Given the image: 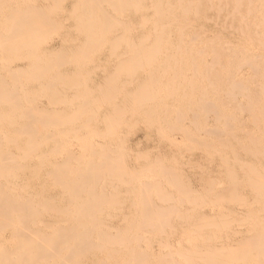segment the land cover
<instances>
[{
  "label": "bare ground",
  "instance_id": "6f19581e",
  "mask_svg": "<svg viewBox=\"0 0 264 264\" xmlns=\"http://www.w3.org/2000/svg\"><path fill=\"white\" fill-rule=\"evenodd\" d=\"M19 1L20 0H0V24H1V26H0V55L3 57V59H4V61H5V63H15V66L13 65V64H11V65H13L14 66V71H11V72H13V73H11V72H7V74H10V79L11 78H13V76H14V81L12 82L13 83V85H11V86H9V84L7 85V83L10 81V80H8V82L6 83V81L4 82V80H3V78H2V75L4 74V73H2V75L0 76L1 78H0V97H2V98H0L1 100H0V102L1 103H3V100H4V103H5V105L6 104H8V105H10L11 107H12V111H11V114L13 113V117L15 116V118H14V120L13 121H15L16 122V120L19 122V126H17V127H14L13 129H12V132H8V131H6V130H4V129H2L1 130V127L2 126H4V125H2L1 123H0V125H2V126H0V264H227L225 261H226V259H224V258H226L227 256H228V254H227V252L230 250H226L229 246H227V248H225L224 249V245L222 246L223 247V249H220V248H222V247H220L219 249H217V247L216 248H214V246L212 247V246H208V244L207 243H205V242H202V243H200L203 239H201V241H199L200 240V238L201 237H205L204 236V234L205 233H212V232H222L221 231V229H224V226H225V228H226V226H228V225H230L231 223H233L232 221H236L237 219H233V217H235V215H232V214H236L237 215V213H233V210H230V204H232V201L234 202L235 200H236V198H238L239 197V200H241L240 202H243L242 200H244L245 201V197L244 196H240L239 194H237V196H236V194L234 193V192H236V190L233 192V190H231L232 189V187L235 185L236 186V184H238V181H241V179H239V175H237L238 176V180H237V178L235 179V181L237 180V182H235V181H233L234 180V177H235V173L234 172H237V171H234V169L236 168H234V166L236 165V157H235V152H231L232 153V155L234 154V157L231 159V155L228 157L229 159H231L232 160V162H234L235 160V162H234V164L235 165H233V163H231L232 164V166H233V171L232 170H230V169H228L229 170V172H228V170H227V172H226V168H225V172L226 173H229V177H227L226 175H225V180L227 179V178H231L230 177V172L232 171V174L234 175V177H233V175H232V181L234 182V183H236V184H233V186L231 185V183H233L232 181H231V179H230V184L227 182V184H229L230 185V187H231V189H229V191L226 193V195L225 196H220V194H218L217 196H219L218 198H219V202L221 201V202H225V201H227V200H229L230 199V201H228V202H230L229 203V208H225L224 206H220V205H223V204H221L220 203V205H215V202H214V205L212 204V205H209L210 207L211 206H213V207H211L210 208V210H209V213H208V215H207V213L204 211V209H205V206L207 205L206 204V202H204V197L202 196V194L201 193H199V194H201L200 195V197H197V196H199V195H196V197H195V195L193 194V193H191V194H189L190 192H191V190L190 191H188V189H189V187L191 186H188L187 185V183H185L186 185V187H183V189L181 188L182 186H184V185H182L181 183V178L179 177V171H177V172H179V173H177L175 170H176V168L174 169V168H170V167H168L169 165H167L166 167V169H164L165 167H163L162 165V161L164 160V157H163V159H161L160 160V158L158 159V161L156 162V163H154L155 165L156 164H158V162H159V160L161 161V163H160V167H162V170H163V176H164V178L163 179H165L166 181L165 182H170L169 183V185H171V183L173 184V188H176V186L178 187V188H181L182 190H180L181 191V193H182V191L184 190V188H185V190H187L188 192V194H185L184 195V197L186 198V196H187V198H189V197H191L190 199H189V201H187V203H193L194 202V204L196 203L197 204V207H188V208H183L182 206H179V205H176L174 202H177L175 199H174V196H172V195H170L166 190H167V188L166 187H164V188H166V192H164V191H161V190H164V188H161L160 190H159V188L160 187H158V188H156L157 186H156V184H154L153 182H155V180H153L155 177H153V181L151 182V181H148L147 183H144L143 181H138L139 182V184L142 182V183H144V184H142V185H140L141 186V189L140 190H138V189H136V190H138V191H136V194H137V196H138V198H137V207L136 208H134V209H132V211L131 210H129V211H131V213H126V212H124V214H127V215H123V212L120 210V208L122 209V207H118L119 208V210H120V212L122 213V217H121V220H122V218L124 219V220H126V221H132L131 223L129 222V224L128 225H125V226H117L116 227V225H115V227L113 226L112 227V225H110L109 223H108V219L106 220V219H104L106 216H109L110 217V213L111 212H109V214H108V212L106 213L105 212V214H107L106 216L105 215H102V209L103 208H105V207H107V208H109L110 206H112L115 202L116 203H118V204H120V203H122V201L121 202H119V201H117L116 199V201L113 203V201L114 200H112V202H111V205L109 206V203H110V199H109V197H112L113 198V196H114V193L113 192H106L104 189L105 188H107L106 186H111V185H113V183L115 182V183H123V184H125L126 182H129L130 184H131V182L130 181H128V180H130L129 178L131 177L128 173H127V169H128V167H126V165L128 164H126V165H123V164H125L124 162H123V159H121V161H120V159L118 158L120 155L123 157V155L122 154H120V151H122V150H117V144H114V146H115V148L113 149V150H115L116 149V151H118L119 152V156H117L118 155V153H116V155H114V157H113V155H112V153L111 152H113V151H107V148L104 150V143H105V140H109V139H113L114 138V135H116V131H115V129H116V125H115V123L117 122V124L120 122L119 121V118L118 117H121L122 119H124L123 118V113H126V112H124V111H121V113H119V114H122V115H119V114H117L116 113V111L118 112V108L120 107L119 105H118V103H116V99H114V96H117V95H115L114 94V96H113V98H112V95H111V98H107V99H110V101L109 100H107L108 101V104L111 102L112 103V105H113V107L115 106V105H117V106H119V107H117V106H115V108H114V111L112 112V110H113V108H112V110H109V111H111V113H114V115L113 116H106V115H109V114H107V113H105V114H102V117L105 115L106 116V123H107V126L105 127V129H103V130H99L98 128H95V127H93L92 126V129H90V130H88V132H83V131H81L80 129L81 128H79V127H77V129H75L76 127H74L73 128V125L74 124H76L77 123V120H79V122L81 121L82 123H80V124H82V126H91V124L93 123V121H94V123L96 122V120H94L95 118H94V114L93 113H91L92 112V109L90 110V106H91V104H93V102H94V100L95 99H97V98H94L93 96H91L92 95V93L94 92V88H93V92H91L90 90H89V85H88V87H86V88H88V93L89 94H83V96H82V93H80L81 91V89L79 90V91H77V87H76V84H75V86L74 87H76V89L74 88V92H75V94L77 95L78 94V92H79V94L81 95L80 97H79V95H77L78 96V100L80 99L81 100V106L80 107H82V109H80V107H79V105H77L76 103L74 104V105H76V107L78 106L79 107V109H80V111H78L77 112V114H76V116H77V120H76V123H74L73 125H71L72 127V130L70 131V132H67V134H71L72 135V133L71 132H73L74 133V135L75 134H82L81 132H83L84 134H82V135H75V137L73 138L75 141H80V146H82V148H84V149H87V150H89V153H88V155L87 156H84V157H82V156H76L77 155V153L76 154H74L72 151H70V152H66V156L65 157H63V160L64 161H59V155H61V153H63V151L61 150V140H63V139H61L60 140V134L61 133H63V131H61V129L62 128H60L61 126L63 127V125H61L60 126V124H59V122H58V119H59V117L62 115V111L65 113V111H67L66 110V108L68 109V107L67 106H65L66 104L64 103V107H66L65 108V111H64V109H58V110H60L59 112L61 113H59L58 112V110L56 111V110H51V109H53L52 107H50L49 108V111L47 110V111H45V109L43 110V108L42 109H40L39 107H38V97H40V96H42V95H44L41 91H43L44 89L46 90L47 88H45L46 86H44L45 84H40V82H39V80H42V78H44V76H45V74L47 73V71H49L51 68H49V70L48 69H44V66L46 65H44L43 66V63H47V62H45L46 61V59H47V61H48V63H50L51 64V61L53 60V58L57 55L58 56V54L57 53H59V51L54 55V57H53V53H52V59H50V57L48 58V56H50L49 55V53L51 54V52H55V50L54 51H52L51 50V52H49L48 53V56H47V58L45 59V61H44V59H43V54H44V52H48V50H50L51 48H47V50H46V48L44 49L43 48V46H41L40 44H41V42H40V37L42 36V34L44 33V35H45V33L47 34V30L46 31H44V32H42V34H41V36H40V34L37 32L38 31V29H37V25L39 24L38 22H40L41 23V25H39V27L40 26H48L47 28H49V27H52V28H54L53 30H55V26L53 25L54 23V21L56 20H52L53 18L52 17H50L49 15H51L52 16V13L54 14V13H56V10L59 8L58 6H57V9L55 8L54 9V7H52L51 5H50V7L49 6H47V5H45V6H41L42 7V10L44 9V7H48V8H50L49 10L51 11V9L53 8L54 10H52V12L50 13V14H47V13H45V10L47 11L48 9H45V10H41V7L38 9L37 7H35V5H33V4H29V5H31V6H27L26 5V7H23V5L24 4H21L22 6H20V4H19ZM24 1V0H23ZM54 1L55 0H53V3H54ZM59 1H61V0H59ZM63 1H65V0H62V2ZM67 1V0H66ZM65 1V2H66ZM75 1V0H74ZM74 1H72V2H74ZM77 2H79L78 0H76ZM74 2V3H72L71 4V6H75L74 4L75 3H77V2ZM82 1H86V0H81V3H82ZM89 2H91L92 1V4L93 3H96L97 4V2L99 3L100 1L98 0V1H96V0H88ZM96 1V2H95ZM104 1V0H103ZM115 1V3H116V0H113V2ZM161 1H164V0H161ZM161 1L160 0H149V1H147V0H118V2H120V4H122V5H119L118 4V2H117V4H118V7L116 8L115 6H114V10H118L117 12H115V15H106L107 14V12L106 11H104V12H106V14H105V16H101V15H96V12L95 13H93L94 11H96V7L95 6H88V7H86V9H82V10H85V11H87V12H83L82 14H79L80 16H77L76 14H74V13H69V14H74L75 15V17L77 16V17H79L78 19H79V22L76 24V22H75V24L76 25H74V23H73V28H71V29H79L80 27H81V25H80V23L82 24V27H83V25H84V27H85V29L83 28V29H81V31L82 32H79L78 30V32H79V36H81V34H83L84 35V37L81 39V37H79L78 35L76 36V37H73L72 38V34L70 33V32H68L69 33V35L71 34V37L69 36V35H66V36H62L61 38H62V41H61V43L63 42L64 44L65 43H67V44H69V43H73V44H78L79 43V45L81 46H83L82 48H80V47H78L77 45H75V46H77V52L74 50L73 52H74V54H76V53H78L79 55H81L82 56V58L84 57L85 58V60H81V56L79 57V56H77L76 58L75 57H73V61H74V63L76 62L77 64L76 65H74L73 63H72V61H71V63L76 67V66H79V68H80V65H78L79 63H80V61L79 60H81V63H82V65L83 64H85L86 63V60H88V59H86V57L88 56V54H90L91 53V56L90 57H88V58H92V52H95L94 50H97V49H100L101 47H103L104 45L106 46V45H108V46H110V49L112 48H115L116 49V46L118 47H121V46H125L127 49H128V51H127V53L126 54H124L123 52H124V50L126 51V49H123V52H120V53H123V55L125 56H127V58L125 57V60L127 59V61H126V63L128 62V60L131 62V60L133 61V63L135 64V65H137V66H135V65H133L132 67H128V65H127V68H126V65L125 66H123L122 68H125L126 70H124V69H121V70H123V72H121V73H124V71H125V73H124V77H125V79H127L129 82H130V84H132V81H134V80H136V78H138L139 76H141V74H142V71H143V73H147L148 74V72H149V78H147V80L148 81H150V83L147 81V83H148V85L149 84H151V81L154 83V84H156L157 85V83H158V81L156 82V80H157V78H159L158 80L159 81H161L160 80V77H162L163 76V74L164 73H167V72H164L162 75L160 74L158 77H156L155 76V74L158 72V70H160L159 68H158V70H157V68H156V71L154 70L155 68H153L152 70H154L156 73L154 74V73H152V70H151V72H150V70L148 69V67L150 68V65L153 63V64H155L154 63V61L155 60H159V62L158 61H156V63L158 62V63H160V64H162L163 63V61H161L162 59H159L160 57L161 58H163V59H165L164 60V63H165V61H169V64H170V60H172V59H174L175 60V62H176V59L175 58H177V57H179V56H181V54L183 53V51H180L179 52V50L180 49H182V48H184V47H187V46H191L192 45V47H194L193 46V44L194 45H199V47L201 46V45H204L203 46V48L207 45V44H209L210 46H213V47H211V48H213V52L211 51V53H213L211 56H213V58L211 57V62L209 61V66L207 67V69H206V71H205V74H206V76H207V80L209 79V83L211 84V85H213L214 87L216 86L217 87V85H219V79L216 77V72L218 71V73L220 74V70H219V66H221V68L222 67H224L223 65H225V66H227V70H228V72H229V74H230V77L229 76H227V77H229V80H228V83H227V81H226V83H225V86L223 87V98H222V101L221 102H225V104H227V103H234L235 102V107H236V109L239 111V113L240 112H248V113H250L251 112V110L252 109H254L255 107H259V106H261L262 107V109H263V112H264V97H262V95L260 96V97H262V99L261 100H259V97L254 93V92H252L253 91V89L251 88V90L250 89H247L246 88V86L244 85V82H242L241 80L239 81V80H235L234 79V76H235V74H236V72L238 71V70H241L240 68L241 67H243V65H245V66H247L246 64H248V66L249 67H251V69L253 70V74L255 75V74H257V75H259L260 77H262V78H264V56H260V55H256L255 56V54L254 53H252V51L254 50V49H252V51H248V50H245V51H248V52H251L252 54H254V56H252V58L250 59V60H247V58H244V59H240V58H237L236 56H238V54L236 55V54H234V55H231V57H227L226 59L225 58H223L222 59V56H224L223 55V53L224 52H222V46H221V44L224 46V44L222 43L223 41L225 42V40H223L222 41V39H223V36H222V31L224 30V29H226V28H230V27H234V26H239V28L240 27H242L243 26V28L244 27H246V28H249V29H251V31H252V28L255 30V28H258V27H263L264 26V0H173L172 1V3L171 4H168V3H170V2H165V3H167V5H169V6H167L165 3L164 4H161ZM15 2H17V3H15ZM46 2L47 3H49V1H47L46 0ZM58 2V1H57ZM56 2V3H57ZM62 2H58V3H60V5H61V3ZM106 3L108 2V1H105ZM109 2H112L111 0L109 1ZM25 3V2H24ZM42 3V2H41ZM80 3V2H79ZM87 3V2H86ZM85 3V4H86ZM100 3H102V2H100ZM104 3V2H103ZM114 3V4H115ZM163 3V2H162ZM49 4H51V3H49ZM55 4V3H54ZM66 4V3H65ZM85 4H81V5H79L80 6V8L84 5L85 6ZM109 4V3H108ZM113 4V5H114ZM37 5V4H36ZM40 5V4H39ZM39 5H37V6H39ZM42 5H44V3L42 4ZM57 5V4H56ZM59 5V6H60ZM64 5V4H63ZM77 5H78V3H77ZM90 5V4H89ZM98 5V4H97ZM99 5H101V4H99ZM113 5H110V7H112ZM83 6V7H84ZM105 6H106V4H105ZM52 7V8H51ZM62 7V6H61ZM65 10H66V8H67V6L65 7H63ZM73 8V7H72ZM75 8V7H74ZM104 8V7H103ZM102 8V9H103ZM131 8H133V10H134V14H135V12H139V13H136L135 15L133 14H128V12L130 11V13H131ZM62 9V8H61ZM61 9H59L60 10V13L59 12H57V13H59V14H61L62 12H61ZM77 9H78V6H77V8L75 9L76 11H77ZM106 9V8H105ZM112 9V8H111ZM74 9H71V11H73ZM79 10H81V9H79ZM82 10L81 11H79L80 13L82 12ZM126 10H129L128 12L126 11ZM58 11V10H57ZM62 11H63V9H62ZM101 11V10H100ZM126 12V14L125 13H123V12ZM67 12V11H66ZM73 12H75V11H73ZM102 12V11H101ZM113 12V11H112ZM64 13V12H63ZM110 13V12H109ZM118 13V14H117ZM64 14H66V13H64ZM64 14H62V16L64 15ZM90 14V15H89ZM102 14V13H101ZM111 14V13H110ZM103 15V14H102ZM117 15V16H116ZM56 16V15H55ZM57 17V16H56ZM64 17H66V16H64ZM67 17H69V16H67ZM73 17V16H72ZM72 17H70V18H68V19H72ZM252 17H255L256 19H250V18H252ZM85 18V19H84ZM213 18H221L220 20H218V21H212L213 20ZM63 19V18H62ZM75 19V18H74ZM77 19V18H76ZM85 21H84V20ZM67 20V19H66ZM65 20V18H64V20L63 21H66ZM217 20V19H216ZM60 21V20H59ZM70 21H72V20H70ZM69 21V22H70ZM84 21V22H83ZM105 24H104V23ZM36 23H38V24H36ZM211 23H213V25H214V27L215 28H217V32H213L212 34H211V36H206V35H203L205 32H206V30L204 31V33H202V31L206 28V27H208V25H210ZM56 24H58V23H56ZM55 24V25H56ZM69 24V23H68ZM59 25H60V27H62L61 26V24H58L57 26H56V30H57V28L59 27ZM63 25H65V24H63ZM80 25V27L79 28H76V27H78ZM67 26V25H66ZM76 26V27H75ZM106 26H108V28L109 29H107L106 28ZM114 26V27H113ZM38 27V28H39ZM60 27H59V29H60ZM67 27H70V26H67ZM111 27L112 28H117L118 27V32H117V30L116 31H111L110 29H111ZM43 28V27H42ZM41 27L39 28V29H42ZM63 28H65V27H62V29ZM46 29V28H45ZM49 29H51V28H49ZM58 29V30H59ZM70 29V30H71ZM120 29V30H119ZM234 29V28H233ZM241 29V28H240ZM248 29V30H249ZM52 30V31H53ZM58 30H57V32H58ZM244 30V29H243ZM40 31V30H39ZM51 31V30H50ZM60 31H61V29H60ZM73 31V30H72ZM76 31V32H77ZM235 31H236V29H235ZM239 31V30H238ZM250 31V30H249ZM251 31H250V33H251ZM259 31V30H258ZM264 31V30H263ZM41 32V31H40ZM49 32V31H48ZM63 32V31H62ZM65 32V31H64ZM75 32V33H76ZM234 32V31H233ZM256 32V31H255ZM38 33V35L40 36H38V38L36 37V34ZM50 33V32H49ZM52 34L54 33V32H51ZM59 33V32H58ZM210 33V32H209ZM263 33V32H262ZM52 34H50V35H52ZM238 34H240V32L238 33ZM256 34H257V32H256ZM43 35V36H44ZM48 35V34H47ZM50 35H48V36H50ZM61 35H63V33H61ZM208 35V34H207ZM244 34L242 33V36H243ZM257 35H259V34H257ZM43 36H42V39H44L43 38ZM240 36H241V34H240ZM251 36V35H250ZM250 36L248 35V37L250 38ZM44 37H46V36H44ZM59 37V36H58ZM243 37H245V35L243 36ZM247 37V36H246ZM247 37V38H248ZM40 38V39H39ZM48 39L50 38V37H47ZM47 38H45L46 40H42L41 39V41L43 42V41H46L47 42ZM56 38V37H55ZM58 39V38H57ZM254 39V38H253ZM50 40V39H49ZM250 40V39H249ZM248 40V41H249ZM252 40V39H251ZM255 40V39H254ZM254 40H252V41H254ZM258 40H260V39H257V41ZM227 42H228V40H226ZM263 41H264V39H263ZM50 42V41H49ZM250 42V41H249ZM255 42V41H254ZM259 42V41H258ZM43 43H45V42H43ZM62 43V44H63ZM206 44V45H205ZM227 44H229V43H227ZM46 45H47V43H46ZM61 45V44H60ZM226 45V44H225ZM263 45V44H262ZM57 46V45H56ZM65 46V45H64ZM228 46V45H227ZM231 46V45H230ZM229 46V47H230ZM233 46V45H232ZM231 46V47H232ZM236 46H237V44H236ZM250 46V45H249ZM257 46V45H256ZM61 47H63V46H61ZM60 47V48H61ZM73 47H74V45H73ZM118 47V48H119ZM192 47H190V48H192ZM229 47H227L226 48V50H228V49H230ZM235 47V46H234ZM242 47V46H241ZM250 47H252V46H250ZM255 47V46H254ZM60 48H59V50H60ZM67 48H68V46H67ZM69 48H70V46H69ZM117 48V49H118ZM189 48V47H188ZM203 48H201V50L199 49V51L197 52V54H198V62H195L196 61V59H192L191 60V62L192 61H194L195 62V64L196 63H198V68H199V70L201 69V68H203V63H204V61H205V59L206 58H208V57H206L205 59L203 58ZM206 49L208 48L209 49V47L207 46V47H205ZM205 48H204V50H205ZM233 48V47H232ZM237 47H235V49H236ZM239 48V47H238ZM55 49V48H54ZM58 49V48H57ZM65 49V51H66V48H64ZM64 49H63V51H64ZM79 49H83L82 51H81V53H80V51H79ZM85 49V50H84ZM105 49H107V48H105ZM110 49L108 50V52H109V54H112L113 55V53L114 52H116V50L115 51H113L112 50V52L110 53ZM207 49V50H208ZM224 49V48H223ZM234 49V48H233ZM260 49V48H259ZM87 50V51H86ZM90 50H91V52H90ZM101 50H103V49H100L99 51L102 53V51ZM183 50V49H182ZM79 51V52H78ZM187 51V50H186ZM185 51V52H186ZM192 52H193V50H191ZM190 51V53H192ZM197 51V50H196ZM225 51V50H224ZM229 51V50H228ZM233 51V50H232ZM239 51V50H238ZM243 51V50H242ZM244 51V55L246 54V52ZM61 53H62V51H60ZM68 51H66V53H67ZM76 52V53H75ZM88 52H90V53H88ZM182 52V53H181ZM188 52V51H187ZM240 52V51H239ZM255 53H258V52H256V51H254ZM65 53V54H66ZM98 54H100L99 52H97ZM47 54V53H46ZM68 54H69V52H68ZM70 54H71V51H70ZM69 54V56H72V55H70ZM73 54V53H72ZM94 54H96V53H94ZM93 54V55H94ZM115 54V53H114ZM118 54H119V52H118ZM185 54V53H184ZM204 54H206V53H204ZM208 54H209V51H208ZM225 54V53H224ZM241 54H243V52H241ZM261 54V53H260ZM45 55V54H44ZM97 55V54H96ZM96 55H94V56H96ZM112 55H109V56H111V58H112ZM122 55V56H123ZM207 55V54H206ZM56 56V57H57ZM60 56V55H59ZM58 56V58L57 59H55L54 58V60H53V62L52 63H54L55 61L57 62V63H62V65H64V60H65V64H67V63H69V62H67L68 60H70V59H68L69 58V56H68V58L64 55V58L62 57V56H60L59 57ZM76 56V55H75ZM94 56H93V58H94ZM100 56V55H99ZM104 56V55H103ZM107 56V55H106ZM116 56V58L118 57L119 58V56H121V54L120 55H118L117 56V54L115 55ZM123 56V57H124ZM191 55H188L187 57L189 58ZM192 56H193V53H192ZM192 56H191V58H192ZM225 56H227V55H225ZM246 56V55H245ZM1 57V58H2ZM46 57V56H45ZM98 57V56H97ZM102 57V56H101ZM196 57V56H195ZM205 57V56H204ZM1 58H0V60H1ZM66 58H67V60H66ZM75 58V59H74ZM77 58H79V59H77ZM92 58V59H93ZM104 58V57H103ZM106 58V57H105ZM117 58V59H118ZM194 58V57H193ZM197 58V57H196ZM50 59V60H49ZM99 59H101V58H99ZM109 59H110V57H109ZM120 59V58H119ZM181 59H184V55L181 57ZM95 60V59H94ZM104 59H101V61H103ZM120 60H122V59H120ZM146 60H154V61H152V62H150L149 63V66L147 67V66H145L146 64L148 65V61H146ZM188 59H185V63H186V61H187ZM50 61V62H49ZM62 61V62H61ZM77 61H79V62H77ZM89 61V60H88ZM87 61V62H88ZM99 61V60H98ZM105 61V60H104ZM107 61V60H106ZM162 63H161V62ZM184 61V60H183ZM183 61H180V63L182 62L183 63ZM1 62V64H3V62L2 61H0ZM93 62V61H92ZM108 62V61H107ZM113 62V61H112ZM123 62H124V60H123ZM122 62V63H123ZM145 62V63H144ZM147 62V63H146ZM172 62H173V60H172ZM208 62V61H207ZM16 63H18V64H16ZM48 63H47V65H48ZM57 63H55L56 65H57ZM95 63V62H94ZM103 63V62H102ZM119 61H118V64L117 65H119ZM122 63H120V65L122 66ZM125 63V62H124ZM132 63V62H131ZM130 63V64H131ZM163 63V64H164ZM167 63V62H166ZM165 63V64H166ZM177 63V62H176ZM179 63V64H180ZM185 63L184 64H182L184 67H186L185 66ZM189 63V62H188ZM49 64V65H50ZM128 64H129V62H128ZM130 64H129V66H130ZM145 64V65H144ZM151 65V67L153 66V67H156V64H155V66L154 65ZM206 64V63H205ZM10 65V66H11ZM46 65V66H47ZM61 64L60 65H58V67H60V66H62ZM99 65V64H98ZM113 65H114V63H113ZM124 65V64H123ZM166 65H168V63L166 64ZM165 65V66H166ZM171 65V64H170ZM174 65H176V64H174ZM186 65H187V63H186ZM207 65V64H206ZM205 65V66H206ZM3 66H6L7 67V65H2V69L3 70H5L4 68H6V67H4L3 68ZM9 66V67H10ZM45 66V67H46ZM52 66V65H51ZM53 66L56 68V66L53 64ZM52 66V68L54 69V67ZM67 66V65H66ZM70 66V65H69ZM73 66V67H74ZM83 66H87V65H83ZM82 66V68H84ZM106 66V65H105ZM112 66V65H111ZM116 66V65H115ZM120 66V67H121ZM135 66V67H134ZM163 66V65H162ZM188 66V65H187ZM63 67V66H62ZM93 67H95V66H93ZM101 67V66H100ZM118 67V66H117ZM158 67V66H157ZM167 67V66H166ZM169 65H168V69H169ZM176 67V66H175ZM181 67V64H180V66L178 67V68H180ZM189 67V66H188ZM201 67V68H200ZM216 67H218V69L216 68ZM11 68V67H10ZM37 68H39V70L37 69ZM65 68V67H64ZM63 68V69H64ZM77 68V67H76ZM89 68V67H88ZM91 68V67H90ZM98 68V67H97ZM96 68V69H97ZM167 68H164L165 70L167 69ZM171 68V67H170ZM177 68V67H176ZM190 68V67H189ZM36 69V70H35ZM60 69V68H59ZM65 69H67V67L65 68ZM75 69V68H74ZM74 69H72V70H74ZM81 69V68H80ZM87 69V68H86ZM92 69V68H91ZM94 69V68H93ZM95 69V70H96ZM114 69H116V68H114ZM119 69V68H118ZM117 69V70H118ZM119 69V70H120ZM148 69V70H147ZM151 69V68H150ZM172 69V68H171ZM171 69H169V70H171ZM183 69H188V68H180V69H178V70H176V72H174L175 70H173L172 69V72H174L175 73V75H173V78H170V77H168V75H170L169 73H168V75H165V76H167L166 77V79H168V80H171L173 83H171V86H173V84L175 83L176 84V82H174L172 79H174V80H176V81H181V80H183V79H185L186 80V78H184L185 77V75L184 76H182L183 74H182V72L184 71ZM247 69V68H246ZM1 70V69H0ZM2 70V71H3ZM22 70H23V72H22ZM25 70V71H24ZM27 70H31L30 71V73L32 72V74H30V73H27V72H29V71H27ZM45 70H47L46 72H45ZM72 70H71V73H72ZM76 70V71H75ZM73 72L75 73H81V72H78V71H82V70H77V69H75ZM99 69H97V71H98ZM104 70H106V69H104L103 68V71ZM113 70V69H112ZM111 70V71H112ZM116 70V71H117ZM146 70V72H144ZM195 70V68L193 67V71ZM224 70V69H223ZM244 70V69H243ZM5 71H10V70H8V68H7V70H5ZM18 71H21V73H19ZM64 71V70H63ZM85 71V70H84ZM87 71V70H86ZM85 71V73H88V72H86ZM107 71V70H106ZM106 71H105V73H106ZM114 71V70H113ZM148 71V72H147ZM192 71V72H193ZM16 72H18V74H15ZM53 72H55V74L53 73L52 74V72H51V74H50V72H49V78L50 77H52V79L54 78V77H58L59 78V76L61 77V78H63L65 75L64 74H62L61 72H58V68L57 69H55V71H53ZM93 72H95L96 73V71H93ZM102 72V71H101ZM162 72V71H161ZM185 72V71H184ZM190 72V71H189ZM245 72V71H244ZM66 73H68V72H66ZM65 73V74H66ZM74 73H72V74H74ZM75 73V74H76ZM89 73H91L90 72V70H89ZM103 73V72H102ZM117 73H119L120 74V71L119 72H117ZM116 73V74H117ZM188 73V72H187ZM1 74V73H0ZM11 74H14L12 77H11ZM69 74V73H68ZM72 74L70 75L69 74V76H70V78L72 77ZM76 74V76L75 77H73V79L71 78H69V76H66L67 78H69L70 79V81L69 80H67V82L69 83V84H73V82H71V81H74L75 82V78H77L78 76H81L82 75V73L79 75H77ZM94 74V73H93ZM111 73H108V76L106 75V77H104V78H106V79H113V78H115V77H117V79L119 80V78H121V77H118L119 75H117V76H115V77H109V75H110ZM115 74V72L114 73H112L111 75H114ZM115 74V75H116ZM186 74V73H185ZM193 74V73H192ZM247 74V76H248V73H246ZM250 74V73H249ZM5 75V74H4ZM38 75H40V76H38ZM48 75V74H47ZM51 75V76H50ZM62 75V76H61ZM87 75H89L90 76V74H87ZM91 75H92V73H91ZM105 75V74H104ZM121 75V74H120ZM156 75H158V74H156ZM188 75V74H187ZM241 75H243V74H241ZM8 76V75H7ZM74 76V75H73ZM85 76V75H84ZM88 76V77H89ZM95 76V75H94ZM123 76V75H122ZM190 76V75H189ZM239 76V75H238ZM237 76V77H238ZM244 76V75H243ZM246 76V77H247ZM4 77V79H5V76H3ZM9 77V76H8ZM87 77V78H88ZM96 77H98V76H96ZM108 77V78H107ZM144 77H146V76H144ZM143 77V78H144ZM183 77V78H182ZM194 77V75H192V77L191 78H193ZM201 77H203L202 75H201ZM48 78V79H49ZM56 78H54V79H56ZM57 78V80L59 81V79ZM79 78V77H78ZM82 78V77H81ZM84 78H86V77H84ZM92 78V77H91ZM90 77L88 78V79H91ZM191 78L189 77V79L191 80ZM204 78V77H203ZM52 79H50L51 81H53ZM94 79H95V77H94ZM101 79V78H100ZM162 79H164V77L162 78ZM188 79V80H189ZM194 79V78H193ZM240 79V78H239ZM247 79V78H246ZM13 79H11V81H12ZM45 80V79H44ZM49 80V81H50ZM57 80H54L53 82L54 83H56V81ZM78 80V79H77ZM86 80V79H85ZM102 80V79H101ZM127 80H125L126 82H124V83H122V80H121V82H120V84L122 83V84H125V83H127ZM144 80H145V78H144ZM144 80H141V82H145ZM167 80V81H168ZM196 79H194V80H192V82L194 83V85L195 84H198V83H195L194 81H195ZM201 80H202V78H201ZM200 80V81H201ZM204 80V79H203ZM202 80V81H203ZM243 80V79H242ZM49 82L50 84L51 83H53V82ZM57 81V82H58ZM87 81V80H86ZM86 81H84L83 80V82H85L86 83ZM91 81V80H90ZM97 81H99L98 79H97ZM106 81V80H105ZM112 82H113V80H111ZM110 81V82H111ZM117 80H114V86H112V87H115L116 88V86H117V88H118V85H116L115 83H117L118 84V81L116 82ZM120 81V80H119ZM124 81V80H123ZM166 81V82H167ZM16 82V83H15ZM39 82V83H38ZM81 82V81H80ZM88 82H89V80H88ZM107 82V81H106ZM106 82H104V83H106ZM163 83H162V85L163 84H165V86H167V85H169L170 86V83H169V81L167 82V83H164V81H162ZM183 82H185V81H183ZM183 82H178L181 86H183L184 84H183ZM189 82V81H188ZM191 82V81H190ZM190 82L188 83V84H190ZM191 82V83H192ZM197 82V81H196ZM246 82H247V80H246ZM245 82V83H246ZM38 83V84H37ZM60 83L62 84L63 82H61L60 81ZM76 83V82H75ZM85 83H79V81H78V84H80V87H81V84H84L85 85ZM99 83H100V81H99ZM97 84L98 86H100L101 87V85L100 84ZM136 83V82H135ZM152 83V85L153 86H156V85H154ZM177 83V87H180L179 86V84ZM204 83V82H203ZM209 83H208V85H209ZM258 83H260L259 81H258ZM264 83V82H263ZM263 83H261V85H263ZM34 84V85H33ZM49 84V85H50ZM60 84V85H61ZM77 84V85H78ZM89 84V83H88ZM93 84V83H92ZM102 84V83H101ZM108 84V83H107ZM106 84V86L105 87H103V90L104 89H106L107 91L109 90V91H111V86H110V83H109V86ZM138 84H139V81H138ZM137 84V85H138ZM187 84V85H188ZM201 84V83H200ZM248 83H246V85H247ZM36 85L39 87V89H38V87L36 88ZM46 85H48V81H47V84ZM49 85L47 86L48 87V90H51V93H52V89H50V87H49ZM55 85V84H54ZM54 85H52L51 84V87L53 88V87H55ZM65 85H67V83L65 84ZM112 85V84H111ZM116 85V86H115ZM148 85H146L145 86V84L144 85H140L139 84V86H141L140 88L143 90L142 92H141V89L139 88V90H140V93H136L137 91L136 90H134V91H136V92H133L132 91V89H130L131 91H126L125 90V94H123V96L126 98L127 96H134V98L132 97V100H133V103H132V100H131V103L132 104H134V105H130L131 107H133V106H136L137 108H138V112H139V108H140V104L143 106V102L142 101H148L149 102V100L151 101V103H152V100H155V98L154 97H156V95H158V97L160 98V96H161V94H160V96H159V92H160V90L159 89H157L156 91H159V92H157L158 94H154V92H153V90H154V87L152 88V86H148ZM158 85H159V83H158ZM192 85V84H191ZM199 85V84H198ZM251 85V84H250ZM28 86H32L33 88H31V89H34V88H36L38 91H40L39 93H37V91L34 93H31L33 90H31V92H30V90H28ZM58 86H59V84H58ZM63 86V85H62ZM71 86V85H70ZM92 86H94V85H92ZM110 87V88H106V87ZM124 86V85H123ZM123 86H122V88H123ZM165 86H162V88L163 87H165ZM169 86H167L166 87V90L167 89H169ZM196 86V85H195ZM60 87V86H59ZM64 87V86H63ZM67 87V86H66ZM71 87H73V86H71ZM70 87V88H71ZM85 87V86H84ZM84 87H83V89H84ZM101 87V88H102ZM143 87H146V89L144 90L143 89ZM147 87H149V88H147ZM157 88H159L158 86H156ZM155 87V88H156ZM198 87V86H197ZM211 87V86H210ZM248 87V86H247ZM260 88H261V90H262V88H263V86L261 87V86H259ZM62 88V87H61ZM101 88H99L100 90H101ZM124 88H125V86H124ZM132 88H133V86H132ZM135 88H137L136 86H135ZM188 88V87H187ZM194 88V87H193ZM193 88L191 89V92H193L194 94H195V90L193 91ZM205 88H206V85H205ZM211 88H213V87H211ZM249 88V87H248ZM63 89V88H62ZM65 89V88H64ZM64 89H63V95H65L64 94ZM66 89H69V86L66 88ZM90 89H92L91 87H90ZM96 89V88H95ZM125 89H127V88H125ZM153 89V90H152ZM161 89V88H160ZM172 89H174V86H173V88L171 87V89L170 90H168L169 91V93H168V91H167V95H165L166 94V92H165V94H163L164 95V99L165 100H161L162 98H160L159 99V101H154L153 103H152V105H151V103L150 104H148V102H147V104H148V106L149 105H151V106H149L148 108L149 109H146V110H148L149 111V113L147 112L146 113V110L144 111V110H140L141 112H143L144 114H147V116L145 115V118H144V116L142 117V119H146L147 120V122H148V120L151 122L152 120H154V118L151 120V118L153 117V116H150V113L152 114V112H153V114H155V113H157V110L158 109H160L161 107H162V105L165 103V101H169V99H171L172 98V96L174 95V96H178V95H175L174 94V91L175 90H172ZM218 89V88H217ZM264 89V88H263ZM20 90V91H19ZM22 90H26V94H25V92H23ZM27 90H28V92H29V94H28V92H27ZM59 89H55L54 88V91H53V93L51 94V93H48V92H46V93H48V94H50L51 95V97L52 98H50L49 99V97L50 96H48V94H47V96H48V99L49 100H58L57 98H59V100L57 101V102H59V101H61V102H59L58 104L59 105H61L63 102H65L66 101V99H65V97H67V96H69V95H65V97H64V99L62 98L63 97V95H62V99L63 100H61L60 99V97H58V95L59 94H61V93H59V92H56V93H54L55 91H58ZM70 90H73V89H70ZM100 91L101 93L102 92H104V91ZM106 90H105V92L104 93H106ZM122 90V89H121ZM120 89H117V91H115V90H113V91H115L116 92V94H118V96H119V94L121 93L120 91H121ZM129 90V89H128ZM177 90V89H176ZM181 90V89H180ZM206 90V89H205ZM18 91L19 92H23L24 93V97H23V99L22 98H20V97H18L19 96V94H18ZM62 91V90H61ZM68 91V90H67ZM66 91V92H67ZM87 91V89H84V93ZM113 91H111V94H113ZM124 91V90H123ZM162 91V90H161ZM165 91V90H164ZM264 91V90H263ZM21 92V93H22ZM44 92V91H43ZM74 92L72 93L73 95H75L74 94ZM77 92V93H76ZM83 92V91H82ZM90 92H91V95H90ZM99 92V91H98ZM100 92H99V96H101L102 95V98L101 99H99V102H98V104L100 103V101L101 100H103V101H101V105L103 104V105H105L104 103H106V102H104V100L105 99H103V93L100 95ZM114 92V93H115ZM120 92V93H119ZM132 93V95H131V93ZM176 92V91H175ZM178 92V91H177ZM177 92H176V94H177ZM183 92V91H182ZM186 92V91H185ZM45 93V92H44ZM58 93V94H57ZM87 93V92H86ZM108 93H110V92H108ZM108 93H106V94H108ZM181 93V92H180ZM179 93V94H180ZM244 93H246V95H244ZM71 94V95H72ZM134 94V95H133ZM136 94H138V95H136ZM169 94V95H168ZM187 94V93H186ZM192 94V93H191ZM201 95H204L203 94V92L202 93H200ZM248 94V95H247ZM46 95V94H45ZM53 95V96H52ZM72 95V97H74ZM96 95H98V94H96ZM109 96H110V94H108ZM155 95V96H154ZM188 95V94H187ZM197 95V94H196ZM206 95H208V94H206ZM239 95H244L245 97H247V98H249V100L248 101H238L237 100V96H239ZM20 96H21V94H20ZM166 96V97H165ZM183 96H185V94H183L182 95V98H183ZM53 97H56V98H53ZM70 98V96H69V98L70 99H73V98ZM98 97V96H97ZM158 97H156V98H158ZM191 97V96H190ZM193 97V96H192ZM44 98V97H43ZM68 98V97H67ZM99 98V97H98ZM106 98V97H105ZM129 98V97H128ZM179 98H181V97H179ZM186 98H187V96H186ZM196 98V96L194 97V99ZM243 100H244V98L243 97H241ZM48 99H46L47 101H48ZM70 99H68V100H70ZM131 99V98H130ZM199 99V98H198ZM5 100H6V102H5ZM19 100H22V101H24V102H22V101H20L19 102ZM76 101H78L77 99H75ZM75 100H73V101H75ZM117 100H118V97H117ZM126 100H127V98H126ZM161 100V101H160ZM172 100V99H171ZM177 102H179L180 103V100L178 101L177 100V98L175 99ZM174 100V101H175ZM191 100H193V98H191ZM200 100H202L201 98H200ZM205 101L201 104V110H202V112H206V114H207V112L209 111V112H212V113H216L217 115H218V120H219V122H222L223 123V125H224V127H223V125H222V127L223 128H219L220 127V125H219V127H217L216 126V128H210V130L211 131H209V129H208V127L209 126H207V128H206V134H210V132H211V134L213 135V132H214V135L215 136H224L225 137V135H226V133L229 131L230 133L232 132V130L233 129H235L234 127L236 126V121L238 120V119H236L235 120V122H232V123H234V124H232V123H230L229 122V118H230V116L228 115V117H225V116H227V115H225V114H227V111H223V112H221L220 111V106H218L217 104H219V103H217V102H215V100L214 99H211V98H209V96H208V98L207 99H204ZM41 101V100H40ZM43 101V100H42ZM71 101V100H70ZM106 101V100H105ZM120 101V100H119ZM121 101H123V99H121ZM121 101H120V105L122 106L123 104L121 103ZM128 101V100H127ZM127 101H124L125 103L127 102ZM130 101V100H129ZM8 102V103H7ZM46 102V101H45ZM55 102V101H54ZM53 101L51 102V104L50 105H55L56 103H54ZM72 102V101H71ZM103 102V103H102ZM115 102V103H114ZM42 103V102H41ZM48 103H50V101L48 102ZM54 103V104H53ZM69 103V102H68ZM130 103V102H129ZM130 103V104H131ZM70 104L71 103H69V104H67V105H69V107H70ZM78 104H79V102H78ZM96 105H97V102L95 103ZM128 104V103H127ZM147 104L145 105V107L147 106ZM171 104V103H170ZM173 104V103H172ZM3 104H1V106H2ZM29 105V106H28ZM72 105H73V103H72ZM95 105V107H96V109H97V112L96 113H98V109H99V107H97ZM103 105H102V107H103ZM129 105V104H128ZM178 105V104H177ZM187 105H189V106H191V104L189 103V104H187ZM43 106V105H42ZM49 106V105H48ZM129 106V107H130ZM139 106V107H138ZM164 106H167L166 104L164 105ZM172 106V105H171ZM186 106V105H185ZM55 107H57L56 105H55ZM92 107V106H91ZM106 107V105L104 106V108ZM109 107H110V105H109ZM124 107H125V105L123 106V108L121 107V108H119V109H123L124 110ZM129 107H127V108H129ZM131 107L129 108V111H128V113L130 112V109H131ZM144 106H143V108H145ZM175 107V106H174ZM174 107L172 108V109H174ZM2 108V107H1ZM44 108H46V107H44ZM89 108V110H90V112H88L87 111V109ZM107 108V107H106ZM136 108V109H137ZM167 108V107H166ZM165 108V109H166ZM170 108V107H169ZM169 108H167V110H169ZM199 108V107H198ZM224 108V107H223ZM4 109V108H3ZM56 109V108H55ZM70 110H71V108H69ZM72 109H75V106L72 108ZM77 109V108H76ZM103 109V108H102ZM102 109H101V112H102ZM132 109H134V110H132ZM131 109V112H135V108L133 107ZM180 109V108H179ZM222 109V108H221ZM227 109H228V107H227ZM226 109V110H227ZM261 108H260V110H262ZM51 110V111H50ZM62 110V111H61ZM78 110V109H77ZM156 110V112L154 113V111ZM162 110V108L160 109V111ZM175 110H177V108L175 109ZM190 110V109H189ZM230 111H231V109H229ZM260 110H259V108H258V111H259V113H260V115L262 116H264V113L263 112H260ZM8 111H10V108L8 109ZM55 111V112H54ZM69 111V110H68ZM68 111L65 113V114H63L64 115V117H65V115L66 114H70L72 117L74 116V118L73 119H75V112H74V115H72L71 114V112L70 113H68ZM93 111V112H94ZM107 111H108V109H107ZM108 111V112H109ZM126 111V110H125ZM172 111V110H171ZM181 111V110H180ZM193 111V110H192ZM191 111V114H198V112L196 113H193ZM250 111V112H249ZM255 111V110H254ZM7 112V111H6ZM57 112V113H56ZM100 112V111H99ZM104 112H105V110H104ZM119 112H120V110H119ZM137 112V113H138ZM173 112V111H172ZM182 112V111H181ZM187 112V111H186ZM185 112V113H186ZM209 112H208V114H209ZM224 112H226V113H224ZM253 112V111H252ZM59 113V114H58ZM162 112H158V114H160V115H162L161 114ZM166 112L164 111V114H165ZM167 113H168V111H167ZM166 113V116L168 117V114ZM175 113L177 114V111H175ZM180 112H178V114H179ZM232 113V112H231ZM262 113V114H261ZM0 114H2V113H0ZM3 114H4V116H5V114L6 113H4L3 112ZM2 114V115H3ZM10 114V112H8V114L7 115H9ZM117 114V115H116ZM127 114V113H126ZM136 114V113H135ZM143 114V115H144ZM152 114V115H153ZM158 114L156 115V116H158ZM181 114V113H180ZM188 114V113H187ZM1 115V117L3 118V116ZM58 115H60L59 117H58ZM63 115L61 116V117H63ZM96 115V114H95ZM117 116V118L118 119H116L114 116ZM130 115V114H129ZM132 115H133V113H131V115L128 117L129 119L130 118H133L132 117ZM138 115V114H137ZM182 115H184L183 116V119H184V117H185V114H182ZM189 115V114H188ZM232 115H233V113H232ZM12 116V115H11ZM11 116L9 115V116H7V117H9V119L11 118ZM97 116H98V114H97ZM104 116V117H105ZM141 116H142V113H141ZM173 116V115H172ZM171 116V117H172ZM175 116V115H174ZM181 116V115H180ZM207 116V115H206ZM206 116H205V118H206ZM256 116V115H255ZM0 117V118H1ZM60 117V118H61ZM64 117H63V122L64 121H67V119L65 118V120H64ZM102 117H101V119H102ZM108 117H109V119H108ZM125 117H126V115H125ZM148 117V118H147ZM164 117L165 116H163L162 117V120L164 121ZM170 117V118H171ZM178 117V118H177ZM197 116H193V118L195 119ZM252 118L253 116H249V117H247L246 116V118H247V120H248V118ZM257 117V116H256ZM256 117H255V119H256ZM67 118H68V116H67ZM70 118V117H69ZM94 118V119H93ZM120 118V119H121ZM159 118V117H158ZM157 118V119H158ZM160 118H161V116H160ZM166 118V117H165ZM169 118V119H170ZM177 118V119H176ZM187 118H189V117H187ZM186 118V119H187ZM208 118V117H207ZM216 118V117H215ZM243 118V117H242ZM246 118H244V119H246ZM264 118V117H263ZM13 118H11L10 120H12ZM129 119L127 120V121H129ZM156 119V118H155ZM156 119V120H157ZM168 118H166V120H167ZM175 119L176 120H179V119H182V117L180 118L179 117V115L178 116H175ZM231 119H232V117H231ZM243 119V120H244ZM5 120V119H4ZM60 120H62V119H59V121ZM72 120V119H71ZM102 120H104V119H102ZM117 120V121H116ZM159 120V119H158ZM157 120V121H158ZM172 120V119H171ZM185 120V119H184ZM206 120V119H205ZM217 120V121H218ZM259 121V118L258 119H256L255 121ZM260 120H262V121H259V122H254L253 121V118H252V120H251V123L253 124V125H256V127H258L259 129H258V133L260 132V135H262V131L264 130V121H263V119L261 118ZM6 121V120H5ZM69 121H70V119H69ZM119 121V122H118ZM122 121V120H121ZM126 121V122H127ZM133 123H135V119H133ZM155 121V120H154ZM153 121V122H154ZM156 121V124H157V126L159 127H161V125H162V123L160 124V125H158V122ZM167 121H169V120H167ZM187 121H189V119L187 120ZM195 122H196V120H194ZM208 121V120H207ZM206 121V123H208ZM231 121V120H230ZM233 121V120H232ZM249 121H250V119H249ZM11 125L12 124H14L12 121V123L10 122V121H8ZM57 122V123H56ZM104 121H103V123H105ZM132 122V121H131ZM131 122H130V126H127V124H126V126L129 128V127H131ZM138 122V120H136V123ZM145 120H144V123L142 124V125H144V124H146L147 123ZM166 122V121H165ZM172 122V121H171ZM61 123V122H60ZM93 123V124H94ZM128 123V122H127ZM139 123V122H138ZM142 123V122H141ZM140 123V124H141ZM176 123V122H175ZM178 123H180V122H178ZM194 122H193V120H192V125H194V128H196V123L195 124H193ZM211 122H209L208 124H206V125H209ZM215 123V122H214ZM255 123V124H254ZM57 124H59V126L60 127H58V125ZM66 124V123H65ZM64 124V125H65ZM71 124H72V121H71ZM100 124H101V122H100ZM123 124H125V123H123ZM148 125H150V123H147ZM146 124V125H147ZM168 123H166V125H167ZM171 124V123H170ZM169 124V125H170ZM172 124H173V126H174V122H172ZM185 124V123H184ZM183 124V125H184ZM190 124H191V122H190ZM200 126H201V124L200 123H198ZM247 124V123H246ZM16 125H18L17 123H16ZM54 125H56V126H54ZM67 125L69 126V124L67 123ZM94 125H96V124H94ZM99 125V124H98ZM106 125V124H105ZM169 125H167V129L168 130H170L169 128H168V126ZM176 125H177V123H176ZM185 125H187V124H185ZM198 125V126H199ZM248 125V124H247ZM68 126H67V128H68ZM125 126V125H124ZM132 126H134L135 127V125L133 124ZM138 126V125H137ZM152 127H153V124L151 125ZM163 126H164V123H163ZM172 125H171V130H175L174 131V133H176V132H178L174 127H173ZM178 126V128H179V125H177ZM204 126V125H203ZM210 126H211V124H210ZM213 126H215V125H213ZM70 127V126H69ZM81 127V126H80ZM97 127V126H96ZM99 127V126H98ZM118 127H120L119 125H118ZM117 127V128H118ZM143 127H146V126H143ZM142 127V128H143ZM149 127V126H148ZM147 127V128H148ZM152 127L150 128L151 130H153L152 129ZM165 127V126H164ZM170 127V126H169ZM181 128H182V124H181V126H180ZM187 128H188V126H186ZM206 127V126H205ZM238 128H236V129H239V126H237ZM251 127V129L253 128L252 126H250ZM3 128V127H2ZM65 128H66V126H65ZM66 128V129H67ZM83 128V127H82ZM95 128V129H94ZM101 128V127H100ZM139 128H141V127H139ZM141 128V129H142ZM148 128V129H149ZM183 128H185V126L183 127ZM182 128V129H183ZM187 128H185L184 129V131L186 132V129ZM191 128V127H190ZM201 128V127H200ZM243 128L245 129V126H244V124H243ZM87 129H89V128H87ZM156 129H162V128H156ZM247 129V128H246ZM249 129V128H248ZM248 129H247V131H248ZM250 129V130H251ZM255 129V128H254ZM257 129V128H256ZM263 129V130H262ZM128 130V129H127ZM132 130L134 131V129L132 128ZM138 130V129H137ZM159 130V131H160ZM189 131H190V129H188ZM196 130H198V131H200V129L198 128V129H196ZM201 130L203 131L204 130V128H201ZM208 130V131H207ZM249 130V131H250ZM262 130V131H261ZM68 131V130H67ZM115 131V132H114ZM192 132H193V130H191ZM205 131V130H204ZM213 131V132H212ZM238 130H236L235 131V133L237 132ZM243 131H245V130H243ZM242 130H241V132H243ZM247 131H245L246 133H248ZM254 131V130H253ZM257 131V130H256ZM65 132V131H64ZM128 132H130V131H128ZM127 132V133H128ZM149 131H147V133H148ZM170 132H172V131H170ZM185 132H182V134L183 133H185ZM228 132V133H229ZM244 132V133H245ZM122 133V137L123 138H121V137H118L117 135V137H118V139L119 138H121L122 139V142H124L123 141V139H124V136L125 135H123L124 134V132H121ZM133 133V132H132ZM147 133L144 135V137L147 135ZM150 133H153V132H150ZM159 132H157V130H156V134H158ZM160 133H163L162 135H165V133H164V131H161ZM168 133V132H167ZM166 133V134H167ZM173 133V134H174ZM188 133V132H187ZM234 133V132H233ZM233 133H231V136L233 137V142H235L234 140H237V144H239L238 143V139H234V136L232 135ZM238 133V132H237ZM251 133V132H250ZM254 133V132H253ZM264 133V132H263ZM67 134H63L64 135V137H66V138H68L67 137ZM120 134V133H119ZM169 134V133H168ZM189 134V133H188ZM186 135V133H185V137H188V140H190L189 138L190 137H192V134H193V136H194V133H190L191 135ZM210 134V135H211ZM225 134V135H224ZM252 134V133H251ZM127 135V134H126ZM128 135H129V133H128ZM162 135H161V138H162ZM176 135V134H175ZM174 135V136H175ZM180 135V134H179ZM210 135H209V138H210ZM248 136L247 137H249V135L250 134H247ZM256 135H257V133H256ZM120 136V135H119ZM143 136V135H142ZM148 137H149V134L147 135ZM159 136H160V134H159ZM168 136V135H167ZM166 135H165V137H166V139L167 138H169V137H167ZM170 136V135H169ZM196 137H197V135H195ZM200 137H202V135H199ZM198 136V137H199ZM204 136V135H203ZM252 136V135H251ZM259 136V135H258ZM126 137V136H125ZM128 137V136H127ZM165 137L163 136V138L165 139ZM182 137V136H181ZM197 137V138H198ZM230 137V136H229ZM245 137H246V135H245ZM245 137H243L244 139H245ZM264 137V136H263ZM62 138V137H61ZM130 138V137H129ZM138 138V137H137ZM146 138V137H145ZM145 138H144V140H145ZM153 138V137H152ZM161 138H160V140H161ZM193 138V137H192ZM191 138V139H192ZM216 138V137H215ZM222 138V137H221ZM249 138H251V139H253L254 138V136H253V138L252 137H249ZM255 138H257L256 140H258L259 138H260V136L259 137H255ZM254 138V139H255ZM121 139H119L118 141H120ZM139 139V138H138ZM143 139V138H142ZM198 139H200V138H198ZM225 139H227V136L225 137ZM240 139V138H239ZM262 139H264V138H262ZM100 140H103V142L104 143H102L101 144V142H100ZM125 141H126V138L124 139ZM139 140H141V139H139ZM155 140V139H154ZM168 140V139H167ZM171 141L173 140H175V139H170ZM170 140H168L169 142H170ZM184 140V139H183ZM192 140H194L193 142H195V140L196 141H198L197 139H192ZM192 140H190L191 142H192ZM210 140V139H209ZM215 141H216V139H214ZM219 140V139H218ZM218 140H217V142H218ZM224 140V139H223ZM229 140V139H228ZM241 140H243V139H241ZM241 140H240V144H241ZM248 140V139H247ZM247 140H244V141H247ZM250 140V139H249ZM129 141V140H128ZM153 141V140H152ZM173 141L170 143V144H174L175 143V141H174V143H173ZM177 141H180V139L178 140L177 139ZM254 141V140H253ZM260 142H261V140H259ZM67 142V141H66ZM69 142V141H68ZM82 142H83V144H82ZM106 142H108V141H106ZM111 142V141H110ZM109 142V143H110ZM114 142V141H113ZM131 142V141H130ZM135 142V141H134ZM141 142V141H140ZM139 142V143H140ZM154 142H156V141H154ZM185 142V141H184ZM187 142V141H186ZM211 142H212V138H211ZM214 142V141H213ZM223 142L224 141H222V143H220V141H219V143H218V146L220 147V145L223 147V146H226L227 144H229L228 142L229 141H225V142H227V144L226 143H224V145H223ZM250 142H252V141H248V144L250 143ZM256 142H258V141H256ZM79 143V142H78ZM125 143H127V142H125ZM159 143V142H158ZM195 143H197V142H195ZM207 143V142H206ZM205 143V144H206ZM236 143H234L235 144V146H236ZM247 143V142H246ZM254 143H255V141H254ZM259 143V142H258ZM258 143H257V145H258ZM111 144V143H110ZM119 144H121V141H120V143ZM124 144V143H123ZM177 144H179V142H177ZM183 145H184V143H182ZM188 144V143H187ZM187 144L185 143V148H187L188 149V147L192 144L193 145V143H190L189 145H188V147H187ZM198 144L200 145V142H198ZM204 144V141H202L201 140V145H204V147H206V148H208L207 146H208V144L210 145V144H213V143H207L206 145ZM220 144V145H219ZM231 144V143H230ZM233 144V145H234ZM239 144V146H242L243 145V143L240 145ZM251 144V143H250ZM264 144V142L262 143V145ZM64 145H66V143L64 144ZM103 145V148L101 147ZM105 145H106V143H105ZM108 145V144H107ZM117 145V146H116ZM122 145V144H121ZM136 145V144H135ZM140 145V144H139ZM158 145V144H157ZM183 145H182V147H183ZM191 145V146H192ZM195 145V144H194ZM217 145V144H216ZM256 145V146H257ZM97 146L100 148V149H102V150H100V149H97ZM109 146V145H108ZM111 146H113V145H111ZM126 146V145H125ZM153 146V145H152ZM152 146L150 147V149L149 150H151V148H152ZM177 146H179V145H177ZM175 144H174V147L176 148L177 147ZM228 146V145H227ZM227 146H226V148H227ZM247 146V145H246ZM249 146V145H248ZM252 146H253V142H252ZM259 146V145H258ZM261 146V145H260ZM65 147V146H64ZM67 147H68V145H67ZM69 147H70V145H69ZM77 147V146H76ZM75 147V148H76ZM121 147H124L123 145L121 146ZM121 147H119V149L121 148ZM170 147V146H169ZM197 147V146H196ZM229 147H232V146H228V149H230V151H231V148H229ZM244 147V145L242 146V148ZM251 147V146H250ZM254 147V146H253ZM80 148V147H79ZM125 148V147H124ZM124 148H121V149H124ZM134 148V147H133ZM165 148V147H164ZM173 148V147H172ZM171 148V149H172ZM174 148V149H175ZM191 148H193V147H191ZM200 148H201V150H202V147L200 146ZM210 148L212 149V147L210 146ZM214 148H215V146H214ZM212 149L211 150V152L209 153V154H207V156H209V155H211V153L212 152H214L213 150H215V149ZM239 148V147H238ZM242 148H240V150L242 149ZM248 148V147H247ZM258 148V147H257ZM73 149V148H72ZM110 149V148H109ZM108 149V150H109ZM126 149H127V147H126ZM131 149V148H130ZM154 149V148H153ZM152 149V150H153ZM155 149H157V148H155ZM159 149V148H158ZM186 149V150H187ZM195 151H196V149L195 148H193ZM192 149V150H193ZM198 149V148H197ZM205 149V148H204ZM203 149V152L205 151ZM209 149V148H208ZM223 149H224V147L222 148V150L221 151H223ZM246 148L244 147V149L243 150H245ZM259 149L260 150H256V148H251V150L249 149L248 150V154H251V161H252V156L253 157H255V159L257 158H259L260 156L262 157V156H264V151H261V148L259 147ZM75 150H77V149H75ZM133 150V149H132ZM139 150V149H138ZM143 150V152H144V150H146V149H142ZM147 150H148V147H147ZM151 150V151H152ZM181 150V149H180ZM185 150V151H186ZM199 150V149H198ZM217 150V149H216ZM218 150H219V148H218ZM232 150H233V148H232ZM243 150H242V152H243ZM262 150H264V146H263V148H262ZM125 151V150H124ZM176 151V150H175ZM174 151V152H175ZM189 151V150H188ZM195 151H192L193 153L195 152ZM208 151V150H207ZM210 151V150H209ZM208 151V152H209ZM235 151V150H234ZM251 151V152H250ZM85 152V151H84ZM126 152V151H125ZM129 152V151H128ZM136 152V154L139 152H137V150L135 151ZM142 152V153H143ZM147 153H148V151H146ZM158 152H159V150H158ZM161 152H163V151H161ZM174 152H173V150H172V154H174ZM177 152H178V148H177ZM176 152V153H177ZM191 151H189V153H190ZM199 152V151H198ZM218 152V151H217ZM216 152V153H217ZM237 152H239V149H238V151ZM246 152H247V149H246ZM122 153H124V152H122ZM132 153H133V151H132ZM140 154H137V155H139L138 157L141 159V158H143L144 157V155H145V153L142 155V153L141 152H139ZM150 153V152H149ZM153 154H154V152H152ZM179 153H183V152H179ZM178 153V154H179ZM185 153H188V152H185ZM205 153H207V152H205ZM204 153V154H205ZM215 153V152H214ZM213 153V154H214ZM221 153H223V152H221ZM226 153V152H225ZM195 154V153H194ZM217 154H220V153H217ZM227 154H229L228 152H227ZM245 155H246V153H244ZM147 155V154H146ZM145 155V156H146ZM149 155V154H148ZM156 155H158V154H156ZM162 155H166V154H164V153H162ZM161 155V153H160V156H162ZM181 155H183V154H181ZM189 155H191V153L189 154ZM201 155V154H200ZM223 155V154H222ZM226 155V154H225ZM239 155H241V153H239L237 156H239ZM115 156H117V157H115ZM126 156V155H125ZM125 156H124V158H125ZM128 156V155H127ZM130 156V155H129ZM128 156V157H129ZM141 156H143V157H141ZM159 156V155H158ZM167 156V155H166ZM165 156V157H166ZM221 156V155H220ZM242 156H244L243 154L241 155V157ZM247 156V155H246ZM100 157H102V160H100V161H98V158H100ZM134 157H135V155H134ZM150 157V156H149ZM174 157V156H173ZM172 156H171V161H172V158H173ZM183 157V156H182ZM185 157V156H184ZM192 157H193V155H192ZM206 157V156H205ZM204 157V158H205ZM224 157H226L224 160H226V159H228L227 158V156H224ZM224 157H222L221 159H222V161H223V158ZM60 158H62L61 156H60ZM115 158H118V159H115ZM145 158V157H144ZM143 158V159H144ZM154 158H156V156H154ZM186 158V157H185ZM202 158H203V156H202ZM214 158H215V155H214ZM244 158V157H243ZM242 158V161H245V158L243 159ZM246 158H248V157H246ZM263 158V157H262ZM261 158V159H262ZM136 159H137V157H136ZM157 159V158H156ZM166 159V158H165ZM168 159V158H167ZM169 159H170V157H169ZM196 159V158H195ZM199 159H200V156H199ZM207 159H209V158H207ZM234 159V160H233ZM239 159H240V156H239ZM260 159V158H259ZM259 159L257 160L258 161V163H259ZM264 159V158H263ZM130 160V159H129ZM142 160V159H141ZM174 160V159H173ZM179 160V159H178ZM184 160V159H183ZM214 160V159H213ZM124 161H125V159H124ZM137 161L139 162V159H137ZM144 161H145V159H144ZM148 161H149V159H148ZM170 161V160H169ZM186 161V160H185ZM184 161V162H185ZM194 161V160H193ZM192 161V162H193ZM196 161H198V160H196ZM202 161H204V160H202ZM208 160H206V162H207ZM229 161V160H228ZM239 161V160H238ZM246 161H247V159H246ZM262 162H263V160H261ZM123 162V163H122ZM136 162V161H135ZM141 162V161H140ZM153 162V161H152ZM155 162V161H154ZM166 162H167V160H166ZM174 162V161H173ZM176 162H177V159H176ZM176 162H174L175 164H177ZM178 162H180V161H178ZM183 161L181 162V163H183L184 164V166L186 165L185 163H184ZM188 162V161H187ZM195 162V161H194ZM193 162V164H195ZM209 162V161H208ZM214 162V161H213ZM225 161H223V163H224ZM248 162V161H247ZM253 162H256V161H253ZM146 163H148L147 162V160H146ZM199 163V162H198ZM210 163H212V162H210ZM225 163H227V161L225 162ZM230 163V162H229ZM229 163H228V165H229ZM264 163V162H263ZM153 164V163H152ZM152 165L153 167H155V165ZM189 164H191V162H189ZM189 164H188V166H189ZM193 164H191V165H193ZM197 164V163H196ZM241 164V163H240ZM245 164H246V162H245ZM245 164H243V165H241V167L242 166H244ZM252 163H247V168L246 169H248L249 167H250V165H251ZM138 166H139V164H137ZM166 165V164H165ZM164 165V166H165ZM174 165V164H173ZM177 165H179V164H177ZM203 165V164H202ZM201 164L200 165H198L197 164V166H202ZM220 165V164H219ZM221 165H222V162H221ZM225 165V164H224ZM253 165H256V164H253ZM257 165H260V164H257ZM256 165V166H257ZM130 166H131V164H130ZM133 166V165H132ZM147 165H145V166H143L142 165V168H144L145 170H143L144 172H146V168H148V166L146 167ZM149 166H150V164H149ZM204 166H205V168H206V165L204 164ZM211 166V165H210ZM232 166H231V168H232ZM238 166H239V164H238ZM252 166V165H251ZM264 166V165H263ZM173 167H175V166H173ZM182 167V166H181ZM193 167V166H192ZM192 167H190V168H192ZM196 167V166H195ZM203 167V166H202ZM213 167V166H212ZM217 167V166H216ZM221 167V166H220ZM223 167V166H222ZM221 167V168H222ZM225 167H227V164H226V166ZM229 167V166H228ZM240 167V166H239ZM262 167V166H261ZM127 168V169H126ZM129 168H131V167H129ZM136 168V167H135ZM134 168V169H135ZM139 168V167H138ZM141 168V165H140V170L142 169ZM157 170H158V165L155 167ZM154 168V169H155ZM180 168V167H179ZM178 168V169H179ZM189 168V169H190ZM198 168V167H197ZM201 168V167H200ZM204 168V169H205ZM218 168H219V166H218ZM250 168H255V166H252V167H250ZM257 168H258V166H257ZM257 168H255V169H257ZM132 169H133V167L131 168V171H132ZM154 169H153V171H154ZM160 169V168H159ZM174 169V170H173ZM181 169H183V168H181ZM188 169V168H187ZM202 169V168H201ZM208 169V168H207ZM237 169V168H236ZM239 169H241L240 171H242V168H239ZM253 169H250V171L251 170H253ZM254 169V170H255ZM262 169V168H261ZM135 170H137V168L135 169ZM192 170V169H191ZM254 170H253V172H254ZM257 170H259V169H257ZM257 170H255V171H257ZM262 170H264V168L262 169ZM128 171H130L129 169H128ZM142 171V170H141ZM141 171H140V174H145L144 172L143 173H141ZM147 171H149V170H147ZM159 171V170H158ZM182 171V170H181ZM223 171V172H224ZM245 171V170H244ZM244 171H242V172H244ZM136 172H138V170L136 171ZM154 172H157V171H154ZM159 172H161V171H159ZM158 172V173H159ZM184 172H185V169H184ZM183 171H182V173H184ZM200 172H203L204 173V171H201L200 170ZM210 172V171H209ZM216 172V171H215ZM220 172H222V170L220 171ZM249 172V171H248ZM247 171L244 173V175H247V173H248ZM253 172H249L248 174L249 175H251ZM261 172V171H260ZM133 173V172H132ZM139 173V172H138ZM138 173H135V171H134V174H138ZM148 173V172H147ZM157 173V174H158ZM190 173V172H189ZM192 173V172H191ZM190 173V174H191ZM194 173V172H193ZM205 173H206V171H205ZM211 173V172H210ZM261 173H263V172H261ZM131 174V173H130ZM151 174V173H150ZM198 174V173H197ZM197 174H194V175H197ZM200 174H202V173H200ZM207 174L209 175V173H208V171H207ZM207 174H206V176L205 177H208L207 176ZM213 174H214V171H213ZM219 174V173H218ZM237 174H239V173H237ZM205 175V174H204ZM220 175V174H219ZM249 175H247V177H249ZM144 176V175H143ZM146 176H148L147 178L146 177H144L145 179H148L149 178V176L150 175H148V174H146ZM152 176V175H151ZM158 176H160V174H158ZM188 177H189V175H187ZM186 175H185V177H187ZM252 176V178H248L249 180H248V182H249V186H250V190L253 188L254 190H253V192L256 194V196H257V198L255 199V197L254 198H252V199H250V200H253V201H256V205H257V202H259L260 203V201H264V196H263V194H261V192H264V173L263 174H260V173H258V171L257 172H254V175H251ZM135 177H136V175H135ZM134 177V178H135ZM138 177V176H137ZM185 177H183L184 179H185ZM198 177H200V176H198ZM204 177V178H205ZM211 177V176H210ZM244 177V176H243ZM243 177H241L242 179H243ZM133 178V177H132ZM140 178V177H139ZM149 178V179H150ZM158 178V177H157ZM202 178V177H201ZM209 178V177H208ZM207 178V179H208ZM212 179H213V176L211 177ZM211 178H209V180H208V182H209V184L208 183H206L205 181L207 180H203V178H202V180L204 181L203 183L205 184V186L206 185H208L209 186V188L208 189H210V187H211V185H212V181L213 180H211ZM217 178V177H216ZM215 178V179H216ZM47 179H49L50 180V183H51V186L53 187H51L50 189H48L47 188ZM141 179L143 180V178L141 177ZM187 180H189V178H186ZM191 179V178H190ZM195 179V178H194ZM199 179V178H198ZM132 180V179H131ZM134 180V182H135V179H133ZM178 180H180L179 181V183L181 184H179V186L178 185H176L175 187H174V185H175V183L177 184L178 182ZM159 181V180H158ZM201 181V180H200ZM223 181V180H222ZM228 181V180H227ZM163 182V181H162ZM161 182V183H162ZM192 181H190V182H188V183H191ZM199 182V181H198ZM202 182V181H201ZM216 181H214V183H215ZM218 182V181H217ZM136 183V182H135ZM156 183V182H155ZM164 183V182H163ZM213 183V184H214ZM242 183H243V181H242ZM129 184V185H130ZM139 184H137V185H139ZM165 184V183H164ZM163 184V185H164ZM168 184V183H167ZM192 184V183H191ZM201 184V183H200ZM199 184V185H200ZM204 184H202V185H204ZM211 184V185H210ZM225 184V183H224ZM106 185V186H105ZM118 185V184H117ZM137 185H136V187H137ZM202 185H200L201 187H202ZM216 185V184H215ZM220 185V184H219ZM218 185V186H219ZM229 185L227 186V187H229ZM240 184H238L237 186H239ZM120 186V185H119ZM139 186V187H140ZM162 186V185H161ZM165 186V185H164ZM199 186V187H200ZM221 186V185H220ZM98 187H100V190L101 191H99L98 190ZM112 187V186H111ZM116 187L117 186H114V188H113V190H115L116 189ZM122 187V186H121ZM126 187H127V183H126ZM133 187H135V184H134V186ZM132 187V189H133V191L131 190V191H129V190H127V191H125L126 190V188H125V190H123L122 192H124L125 194H128L129 196H130V194H132V192H134L135 190H134V188ZM135 187V188H136ZM139 187H137V188H139ZM163 187V186H162ZM169 187V186H168ZM193 187V186H192ZM207 187V186H206ZM227 187H224V188H226L227 189ZM242 188V186H239V188ZM252 187V188H251ZM109 188V187H108ZM129 189H131L130 188V186L128 187ZM155 188H156V191H155ZM178 188H176V190L178 189ZM188 188V189H187ZM53 189H55L56 191H58L57 189H59L60 191H66L67 193H68V196H69V199H68V205H65V206H61V205H57L56 204V202H57V196H56V192H55V196H53V195H51V191H53ZM202 189V188H201ZM208 189H206L207 191H205V193L206 192H211L212 190L210 189L209 191H208ZM220 189L222 190L223 188H221L220 187ZM236 189V188H235ZM244 189V188H243ZM106 190H108V189H106ZM117 190V189H116ZM175 190V189H174ZM195 190V192H197L196 191V189H194ZM203 190V189H202ZM205 190V189H204ZM204 190L202 191V192H204ZM217 190H219V187H218V189ZM237 190H238V188H237ZM128 191H129V193H128ZM157 191H159V192H157ZM161 191V192H160ZM178 192H177V194H179V190H177ZM216 191V190H215ZM224 191H226V190H224L223 189V192ZM152 192H156L157 194H159V196H157V198H159L158 200L159 201H161V202H163L164 203V206L162 205V206H160V203L159 204H155L156 203V201H154V199L152 198L153 196H151L152 195ZM171 193H172V191H170ZM198 192H201L200 190L198 191ZM197 192V193H198ZM213 192V191H212ZM217 193H218V191H216ZM219 192H220V190H219ZM116 193H119L120 194V192H118V191H116ZM175 193V192H174ZM185 193V192H184ZM225 193V192H224ZM237 193V192H236ZM245 193V192H244ZM243 193V194H244ZM58 194H60V192L58 193ZM57 194V195H58ZM61 194H64V193H62L61 192ZM61 194H60V196H61ZM135 194V193H134ZM133 194V196H136V194L134 195ZM196 194V193H195ZM116 195V194H115ZM121 195V194H120ZM155 195V194H154ZM174 195V194H173ZM176 195V194H175ZM183 195V194H182ZM203 195H204V193H203ZM208 195H209V193H208ZM211 195V194H210ZM210 195H209V197H210ZM249 195V194H248ZM252 195H253V193H252ZM59 196V195H58ZM63 196V195H62ZM132 196V197H133ZM213 196V195H212ZM217 196H216V194L213 196L214 198L216 197L217 198ZM64 197V196H63ZM120 196H118V197H114V198H119ZM132 197H131V199H132ZM176 197V196H175ZM183 197V196H182ZM181 197V198H182ZM205 197H207V195L205 196ZM242 197H244V199H242ZM253 197V196H252ZM59 198V197H58ZM62 197H60V199H61ZM126 198V197H125ZM130 198V197H129ZM133 198H135V197H133ZM186 198V200H188ZM217 198V199H218ZM235 198V199H234ZM65 199V198H64ZM108 199H109V202H108ZM119 199H121V198H119ZM178 199V198H177ZM182 199H184V198H182ZM182 199L181 200H179L181 203H183L182 202ZM206 199H208L209 201H210V198H206ZM255 199V200H254ZM123 200V199H122ZM130 200V199H129ZM133 200V199H132ZM185 200V199H184ZM249 200V199H248ZM124 201V200H123ZM191 201H193V202H191ZM212 201H216L215 199H213ZM238 201V200H237ZM237 201H235V203L237 204L238 202ZM253 201L251 202V201H248V202H250V203H253ZM179 202V203H180ZM211 202V201H210ZM218 204H219V202L218 201H216ZM228 202H226V203H228ZM246 202H247V200H246ZM108 203V206L106 205ZM125 203H126V201H125ZM133 202H131L130 203V205L132 204ZM172 203H174V204H172ZM206 205H205V204ZM216 203V204H217ZM258 203V204H259ZM124 203H122L121 205H123ZM135 204V202L132 204V205H134ZM190 204V205H191ZM235 204V205H236ZM106 205V206H105ZM115 206H118V205H116V204H114ZM165 205H167V206H165ZM186 205V204H185ZM193 205V204H192ZM234 205V204H233ZM232 205V206H233ZM244 205H245V203H244ZM248 205V204H247ZM262 205H264V203H262ZM59 206H61V208L59 207ZM114 206V207H115ZM127 206H129V204L127 205ZM196 206V205H195ZM251 206V205H250ZM113 207V206H112ZM234 207V206H233ZM233 207H231V208H233ZM238 207V206H237ZM240 207V206H239ZM246 207V210H247V206H245ZM252 207V206H251ZM106 208V209H107ZM115 208H117V207H115ZM127 208V207H126ZM250 208V207H249ZM253 208V207H252ZM252 208H251V211H249L248 213H246L247 214V217L246 218H241V219H243V221H250L249 223L250 224H252L251 223V220H253V221H256V220H260L259 222L261 223V222H264V212L262 213V215H263V218H260L259 217V212H261L260 210H257V208H259V207H257L256 209H255V207H254V209L255 210H257V211H255L254 212V209H253V211H252ZM261 208V207H260ZM264 208V207H263ZM263 208H261V209H263ZM128 209V208H127ZM126 209V210H127ZM237 209V208H236ZM244 209V208H243ZM110 210V209H109ZM112 210V209H111ZM113 210H115V209H113ZM122 210H124V209H122ZM240 210V209H239ZM238 210V211H239ZM235 211V210H234ZM241 211V210H240ZM264 211V210H263ZM116 212V211H115ZM236 212V211H235ZM246 212V211H245ZM244 212V213H245ZM104 213V212H103ZM242 212H240V213H238V215L239 214H241ZM112 215V214H111ZM115 215V214H114ZM117 215H119L118 213H117ZM116 215V216H117ZM244 215V214H243ZM115 216V217H116ZM240 216V215H239ZM241 216H242V214H241ZM237 217V216H236ZM244 217V216H243ZM108 218V217H107ZM111 218V217H110ZM118 218V217H117ZM106 220V222H104V220ZM114 220L116 219V218H113ZM112 219V220H113ZM119 219V218H118ZM240 219V220H241ZM110 220V219H109ZM175 220H180V221H182L181 223H179L178 222V225H173L174 224V221ZM261 220H263V221H261ZM239 222H241V223H243L244 224V222H242V220L241 221H236V223H239ZM257 222V221H256ZM112 223H113V221H112ZM123 224V223H122ZM220 224H222V227L223 228H221V226H220ZM234 224V223H233ZM243 224H241V225H243ZM246 224V223H245ZM261 224H263L264 225V223H261ZM144 225H148L149 227V229H148V231H154V233H155V231L159 234V235H161V234H165L167 231H168V234H172L173 236H175V235H177L178 237H179V244H176V245H174V244H172L171 242H169L168 241V238H167V235H166V237L164 236L163 237V239H164V241L163 242H159L158 241V245L159 246H161L162 245V248L161 249H158L157 251L160 253H163V255L161 254L160 255V257L158 258V254L156 255L154 252L155 251H153V253L155 254H152V250H153V248H152V250H149V249H151V245L150 244H152L153 245V243H157L156 241L155 242H153L152 241V243L149 241V238L150 237H148V238H146L147 237V235H146V237L144 236V232L145 231H143V228L145 229L146 228V226H144ZM253 226H255V225H258V224H256V223H254L253 222V224H252ZM144 226V227H143ZM178 226H187V227H178ZM201 226V227H200ZM203 226H206V227H203ZM209 226H212V227H209ZM216 226H218V227H216ZM252 226V228H254ZM168 227V229L166 230V228ZM256 228V227H255ZM227 229L228 228H226V230H224V231H227ZM147 230V229H146ZM236 230H238V229H236ZM254 230V229H253ZM252 230V231H253ZM256 230H258V229H256ZM255 230V231H256ZM262 230V234H261V238H263V240L259 237V235H260V233H259V235H257L256 236V234L254 233V237H256V240H257V238L259 239V241L257 240H255V238H253V235H250V237H251V241H253V242H256V244L258 245V248H259V250H257V254H258V258H257V261H256V263L255 264H257V263H260V264H264V261H261V260H259L260 258L261 259H263L264 260V248L262 249V250H260L261 249V245H262V243H264L263 241H264V230H263V228L262 229H260V231ZM142 231H143V233H142ZM166 231V232H165ZM210 231V232H209ZM231 231H233V229L231 230ZM239 231H241V229L239 230ZM259 231V230H258ZM247 232V231H246ZM147 233V232H146ZM149 233V232H148ZM225 233V232H224ZM235 234H236V232H234ZM149 234H152V233H149ZM185 234V235H184ZM149 236V235H148ZM153 236V235H152ZM156 237H157V235H155ZM170 236V235H169ZM210 237L211 236H209V237H207V239L208 240H210ZM250 237L248 236V238L247 239H250ZM253 238V239H252ZM150 239H152V238H150ZM157 238H155V240H156ZM207 239L206 240H203V241H207ZM243 239V238H242ZM245 239V238H244ZM142 240H144L146 243H145V245L143 246V244H141V241ZM240 241H243V240H241L240 239ZM239 241V242H240ZM143 242V241H142ZM244 242V241H243ZM260 242H262L261 244H260ZM177 243V242H176ZM242 243V242H241ZM246 243H248V245L246 244V246H245V248H247V249H245V252H247V253H243V254H245V255H243L242 254V252L244 251L243 250V243L241 244L243 247H240V248H238V250H240V251H242V252H240V253H236L237 252V250L235 251L234 250V248H235V246L234 247H229V248H233L232 249V251H234V252H232L231 250H230V253H236L235 255L236 256H234L233 254H230L229 252V256L231 255H233L232 257H231V259L230 260H233V261H236L235 262V264H237L238 262L237 261H240L239 259H241V258H244V260L243 259H241V264L243 263H245L246 264V260L248 261L249 259L248 258H250V260L252 261L253 259L250 257L252 254H253V252H251L250 250L254 247V249H258V248H256V246H253L252 247V242H250V244H249V242H247L246 241ZM237 244V243H236ZM249 245H251L250 247H252L251 249H249L248 247H249ZM260 245V246H259ZM153 246H155V245H153ZM264 246V244L262 245V247ZM144 247V248H143ZM238 247H239V244H238ZM225 250H226V252H225ZM247 250V251H246ZM248 250H249V252H248ZM253 250V249H252ZM239 252V251H238ZM255 253V254H256ZM221 254V255H220ZM237 254H238V256H237ZM240 254H242V255H240ZM257 254H256V256H257ZM223 255L225 256L224 258H223ZM240 255V256H239ZM254 255V254H253ZM253 255H252V257H253ZM162 256V257H161ZM221 257V259L219 258V257ZM228 256V257H229ZM165 257V258H164ZM227 257V258H228ZM233 257H235V260H234V258ZM238 257V258H237ZM218 258V259H217ZM233 258V259H232ZM237 258V259H236ZM253 258H255V257H253ZM161 259H163V261L161 260ZM222 259H224V260H222ZM160 260L162 261V263L160 262ZM229 260V259H228ZM229 264H231L232 262H228Z\"/></svg>",
  "mask_w": 264,
  "mask_h": 264
},
{
  "label": "rangeland",
  "instance_id": "374dc122",
  "mask_svg": "<svg viewBox=\"0 0 264 264\" xmlns=\"http://www.w3.org/2000/svg\"><path fill=\"white\" fill-rule=\"evenodd\" d=\"M47 1H49V3H51V4L47 3L46 0H24V1H23V0H20V1H19V4H20V6H22L21 4H24L23 7H26V5H27V6H31V5H29V4H33V5H35V7H37V8H38V7L40 8L41 6L43 7V6H45V5H47V6L50 7V5H51L52 7L55 6L54 9H55V8L57 9V6H58V7H59V8L57 9L58 11L56 10V13H54V14L52 13V16L49 15L50 17L53 18V19H52L53 21L56 19V20L53 22V23H54L53 25L55 26V30H53L54 28H52V27H49V28H51V29H49V28H47L48 26L45 27V26H43V25L40 26L41 28H42V27H43V28H42V29H39V28H40L39 25H41V23H40V22H38L39 24L36 23V24H38L37 26L39 27V28L37 27V29H38L37 32L40 34V36H41L42 32H44V31H46V30H47V34H48V35L52 34L51 32H54V33H53L52 35H50V36H48L46 33H45V35H44V33H43L42 36H43V35L46 36V37L43 36L44 39H42V36L40 37V36L38 35V33L36 34V37L38 38V36H39L42 40H46L45 38L50 37V38H49L50 40L47 38V42H46V41H43V42H45V43H43V42L41 41V39L39 38V39H40V42H41L40 45L43 46L44 49H45L46 47H47V48H51L50 50H48V52H47V51L44 52V54H45V55L43 54V59H44V61H45V59L47 58L48 53L51 52V50H52V51L55 50V52H51V54L49 53L50 56H48V58L50 57V59H52V58L54 57V55H55L58 51H59V53H57L58 56L60 55V56H62L63 58H64V55L68 58V56H69V54H70V51H71V54H70V55H72V56H69V58H68V59H70V60L67 61V62H69V63L65 64V60H64V62H63L64 65H62V63H60V62L57 63L56 61H55L54 63H52L53 60H54V58H55V59L58 58L57 55H56L57 57L55 56V57L53 58V60L51 61V64L48 63V61H47V59H46L45 62H47L48 65H47V63H43V66H44L45 64L47 65V66L45 65L46 67L44 66V69H48V70H49V68H51V69H50L49 71L45 70V72L47 71V73L45 74L44 78H42V80H39L40 84H45V83L47 84V81H48V85H49V84H50L49 82L51 81L50 79H52V77L49 78V72H50V74H51V72H52V74H53V73L55 74V72H53V71H55V69L58 68V72H61V73L64 74L65 76H64L63 78H61L60 76H59V78L57 77V78L59 79V81L57 80L56 77H54V78H56V79L53 78L52 80H53V81H54V80H57L58 82L56 81V83H54L55 81H54V82L51 81V82H53V83H51V84H52V85L55 84V85H54L55 87L52 88V87H51V84L49 85V87H50V89H52L53 91H54V88H55L56 90L59 89L58 91H55L54 93H56V92L61 93V94L58 95V97H60L61 100L64 99L65 95H66V96L69 95L70 98H71L72 95H73L72 93L75 91L74 88L76 89L77 86H78V87H77V91H79V90L81 89V90H80V91H81L80 93H82V96H83V94H84V95H85V94H89V93H88V88H89L90 91L92 90L91 92H93V88H94V92L92 93V95H91V92H90V95L93 96L94 98H97V99L94 100L93 104H91L92 107H91V106L89 107L90 110L92 109V112H91V113H93V114L95 113V114H96V115L94 114V118H95V119L93 118L94 120H96L95 123H94V121H93V123L96 124V125H94V124L92 123L91 126H82V124H80V123H82V122H81V121L79 122V120H77V116H76L77 112L80 111V109H82V107H80V106H81V105H80V104H81V100H80V99L78 100V96H77V95H79V97L81 96V95L79 94V92H78L77 95H76L75 92H74L75 95H73V96H74V97H72L73 99H70L69 96H67L68 98L65 97L66 101L63 102L61 105H59V104H60L59 102H61V101L57 102V101L59 100V98H57V99H58L57 101H56L55 99H54V100H53V99H52V100H49L50 98H52L51 95L48 94V93H51V90H48V87H47L48 85H46V84L44 85V86H46L45 88H47V89H46V90H45V89L43 90L45 93H44L43 91H41L44 95L38 97V98H39V99H38V103H39V104H38V107H39L40 109L43 108V110L45 109V111H47V110L49 111V108H50V107H52V108L54 107V108L51 109V110H56V111H57L58 109H61V108H62V109H64V111H65V108H66V107H64V103H65V104H66L65 106L68 107V109L66 108V110H67V111L69 110L68 113L71 112V114L74 115V112H75V116H76L75 119H73L74 116L72 117L70 114H69V115L66 114L65 117H64L63 114H65L67 111H65V113H64V112L61 110V111H62V115H63V117H64V120H65V118L67 119V121H64V122H63V117H61L62 115H61V116L58 115V117H59V116L61 117V118L59 117V119H62V120H60V121H59V119H58V122H59L60 126L63 125V127H62V126L60 127L59 124H57V125H58V127L62 128L61 131H63V130L65 131V132L63 131V133L60 134V136L62 137V138L60 137V140L63 139V140L60 141V142L62 143V144H61V146H62V147H61V150L63 151V153H61V155H59V161L61 162V161H64V160L66 159V158H65V159L63 160V157H65V156L67 155L66 152H67L68 150H69L68 152H70V151L73 152V151H74V152H73L74 154L77 153L76 156H82V157H84V156H87V155H88L89 150L82 148V146H80V145H81V144H80V141H78V142H79V143H78V142L75 141L73 138L75 137V135H76V136H77V135H82V134H84L83 132H88V130L92 129V126L95 127V128H98L99 130H100V129H101V130L105 129V127L107 126V123H106V122H107V121H106V120H107V119H106V116H110V115L113 116V115H114V113H111V111H109V110H112V108H113V110H112V112H113L115 106H117V105H115V106L113 107V105H112L111 102L108 104V101H107V100L110 101V99H107V98H111V95H112V98H113V96H114V94H115V95H117V96H114V99H116V100H115L116 103H118V105L120 106V107H119V106H117V107H119V108L122 107V108H123V106L125 105L124 110L118 108V112L116 111L117 114L121 113V111H124V112H126L127 114H126V113H123V115H122V114H119V115H122L124 119H122L121 117H118L120 122L118 121V122H119L118 124H117V122L115 123V125H116V129H115V131H116V132L114 131V132L116 133V135H117L118 137H121V138H123L121 132H124L123 135L126 136V137L124 136V139L126 138V141L123 139L124 142H122V139H121V138H119V139H121V140H120V141H121V144H122L125 148H124V147H121L122 145L119 144L120 141H118L119 139H118V137H117L116 135H114V138H113L112 140H111V139H109V140H108V139L105 140L106 145H105V143L103 142V140H100V142H101V144L104 143V144H103L104 147H105L104 150L108 147V148H107V151H113V152H111L112 155H113V157H114V155H116V153H118L117 156H119V152H118V151H119V150H122V151H120V154H122V155L124 154V155H123V157L120 155L118 158L120 159V161H121V159H123V162L125 163V164H123V165H126V164L128 163V164L126 165V167H128V169H129L130 171H128L127 168H126V169H127V173L131 176V177L129 178L130 180H128V181L131 182V184H130L129 182H126V183H127V187H126V183L123 184V183H115V182H114L113 185H111V186H112L113 188H114V186H117V187H116L117 190H116V189L113 190V188H112L111 186H106V185H105V186L107 187V188L104 189L106 192H110V191H111V192L114 193L113 198H112V197H109V199H110V200H111V199L114 200L113 203L117 200V201H119V202L122 201V203H124V204L121 205L122 203L118 204V203L115 202L114 204H116V205H118V206H115V205L113 204V205H112L113 207H112V206H110V205H111V202H112V200H111L110 203H109V206H110V207H109V208L105 207V208L102 209V210H103V211H102V215H105V216H106V215H107V214H105L106 211L108 212V214H109V212H111V213H110V217H111V218H110L109 216H106L104 219H106V220L108 219L107 221H108V223H109L110 225H112V227H113V226L115 227V225H116V227H117V226H122V225L125 226V225H128L129 222L131 223L132 221H126V220H124L123 218H122V220H121L122 213L120 212V210L123 212V215H124V216L127 215V214H124V212H126V213H131L132 209H134V208L137 207V202H136V201H137L138 196H137V194H136V191H138V190L141 189V186H140V185H142V184H144V183H147L148 181H151V182H152L153 180H155V182H156V183L153 182L154 184H156V186H157L156 188L160 187V188H159V190H160L161 188L166 187L167 190H166V188H164V190H161V191H164V192L167 191L170 195L174 196V199L177 201V202H174V203H175L176 205L182 206L183 208H185V207L188 208V207H192V206H193V207H197V204H196V203L194 204L193 201H191V202H193V203H192L193 205H192L191 203H190L191 205H190L189 203H187V201H189V199H190L191 197L187 198V196H186V198H187L188 200H186V198L184 197V195H185V194H188L187 192L190 191V190H191V192H190L189 194H191V193L194 192L193 194L195 195V197H196V195H199V196H197V197H200V195L202 194V196L204 197V198H203V199H204V202H206V204H207V205H206V204L204 203V204L206 205L204 211L207 213V215H208V213H209L210 208L213 207V206L210 207L209 205H212V204L214 205V202H215V205H220V203H221V204H223V205H220V206H224L225 208H226V207L229 208L228 206H229V203L231 202L230 199L227 200V201H225L224 203L221 202V201L219 202V198H218L219 196H217V195L220 194V196H221V195H222V196H225L226 193L229 191V189H231V187H230L229 184H230V182H231L232 179H233V178H232V175H233V174H232V171H233V169L236 167L237 169L235 168L234 171H237V172H234V173H235V174H234L235 177H234V175H233V177H234V180H233V181H235L236 178H237V180H238V176H237V175H239V179H241V181H238V184H240L239 186H242V188H241V187L239 188V186H237L238 184H236V183H234V182L232 181L233 183H231V185L233 186V184H236V186L234 185V186L232 187L231 190H233V192L236 190L237 193L234 192V193L236 194V196H237V194L240 195V194L242 193L240 196H244V197H245V201L242 200L243 202H240L241 200H239V197L237 196L238 198H236L235 201L238 200V201H237L238 203L236 204L235 201H234V202L232 201V204H230V206H231V207L234 206V207H233V208L230 207V210H233V209H234L236 212L233 210V213H237V215H236V214H232V215H235V217H233V219H237V220H236L237 222L242 220V222H244V224L241 223V222L236 223V221H232L234 224L231 223L230 225L226 226V228H228L227 231H224V230H226V228H225V226H224V229H221L222 232L205 233V234H204L205 237H201L199 241H201V239L206 240L207 237L211 236V237H210V240H208V239H207V241H203V240H202L200 243L205 242V243L208 244V246H212V247L214 246V248L217 247V249H219V248L222 247L223 245L225 246L224 249L227 248V246H229V247H230V246H231V247H234V246H235L234 250H235V249L237 250L236 253H240V252H242V251L238 250V248L243 247L244 245L246 246V244L248 245V243H246V241L249 242V244H250V242H252V244H251L252 247H253V246H256V248H258V245H257L258 243L256 244V242L251 241V237H250V235H253V238H255V240H256V237H254V236H255L254 233L256 232L257 234H256V233H255V234H256V236H257V235H259V233L261 232L260 235H259V237H260L261 234H262V230L260 231V229L263 228V230H264V225L261 224V223H264V222H261V223H260V222H259L260 220H256L257 222L251 220V223H252V224H253V222L256 223V224H258V225L253 226L252 224L249 223L250 221H247V222H246V221H243V219L247 217V214H246V213H248L249 211H251V208H252V207H253V208H252V211H253L254 207H255V209H256L257 207H259V208H257V210H260V211H261V212H259V214H260L259 217L261 216L260 218H263L262 213L264 212V211H263V210H264V208H263L264 205H262V203H264V201L262 200V201H260V203L257 202V205H256V201L250 200V199H252V198H254V197H255V199H256L257 196H256V194L253 192L254 189H253L252 187H251L252 189L250 190V186H249V182H248V180H249L248 178H249V177L252 178L251 175H254V172H257V171H258V173H260V174H263V173H264V170H262V169L264 168V166H263V165H264V163H263V162H264V159H263L264 156H262L263 158H262L261 156L259 157L260 159L258 158V159H259V163H258V161H257L258 159H257V158L255 159V157H253V156H252V161H251V154H248V150H249V149L251 150V148H252V149H253V148H256V150H257V149L260 150V149H259V147H260V148H261V151H264V150H262V148H263V146H264V144L262 145V143L264 142V139H262V138H264V137H263V136H264V133H263L264 130H263V129H262L263 131L261 130V131H262V135H260V132L258 133V129H259V128L256 127V125H253V124L251 123L252 118H253V121H254L255 123H256V122H259V121H262V120H260L261 118H262L263 121H264V118H263L264 116H263V115L261 116L260 113H259V111H258V108H259V110H260V108L262 109V107H261V106H259L258 108L255 107L254 109L251 110V112L249 111L250 113H248V112H240V113H239V111H238V110L236 109V107H235V102H234V103H227V104H225V102H224V103L221 102V101H222V98H223V90H222V89H223V87L225 86L226 81H227V83H228V80H229L230 74H229V72H228V70H227V66L223 65L224 67H222V68H221V66H219V70L221 69V70H220V74L218 73V71L216 72V77L219 79V81H218V82H219V85H217V87H216V86L214 87L213 85H211V84L208 82L209 79H208V80L206 79L207 76H206V74H205V71H206L207 67H208L209 64H210L209 61L211 62V57L213 58V56H211V55L213 54V53H211V51H212V52L214 51L213 48H211V47H213V46H210L209 44H207V45L205 44V45H206L205 47L208 46L209 49L207 48V49H208V50H207V49L204 47V48H205V50H204V48H203L204 45H201V46L199 47V45H194V44H193L194 47H192V45H191V46H187V47L182 48L183 50H182V49L179 50V52H180V51H183V53L181 52V53H182L181 56L175 58L177 63L175 62L174 59H172L173 62H172V60H170V64H171V65L169 64V61H165V63L167 62L168 65H169L173 70H175L174 72H176V70H178V69H180V68H182V67H183V68H188V69H183L185 72H184V71L182 72V74H183L182 76L185 75L184 78H186V80L183 79V80H181V81H176V80L172 79L174 82H176V84H175V83L173 84L174 89H172V90H175L176 92L178 91L177 94H176V92L174 91V94H175V95H178V96H174V95H173L172 98H171L172 100L169 99V101H168V100L165 101V103H164V104L162 105V107H161V108H162L161 111H160V109H161V108H160V109L157 110V113H155L156 110L154 111L155 114H153V112H152L153 115L150 113V116H153V117L151 118V120L154 118L155 121L152 120V121L150 122V121L148 120V122H147L146 119H142V117L144 116V118H145V115L147 116V114H144V113L141 112V111H142V110L145 111L146 109H149L148 107L151 106L152 103H153L154 101H156V100L159 101V99L162 98V97H163V98H162L161 100H165L163 94H165V92H166L165 95H167V91L170 90L171 87L173 88V86H171V83H173V82H172L171 80H168L169 78L166 79L167 76H165V75H168V73H169L170 75H168V77L173 78V75H175V73L172 72V69H171L170 67H169V69H171V70H169V69L167 68V67H168V65H166L167 63H166V64L164 63V60H165V59H163V58H161V57L159 58V59H162L161 61H163L164 64H163L161 61H160V62H161L162 64L158 63L159 60H155V61H154V60H150V61H149V60H146V61H148V65H147V64H146V65L144 64L145 66L148 67V66H149V63L152 62V61H154V63L156 64V67H153V66L151 67V65H152L153 63H152V64L150 63V64H151V65H150V68H151V69H150L149 67H148V69H149L150 72H151V70H152L153 68H155V69H154L155 71H156V68H157V70H158V68H159L160 70H158V72L156 71L157 73H156L154 70H152V73H154V74H155V73L158 74V75L155 74L156 77H158L160 74L162 75L164 72H167V71H168L167 73H164L162 77H160V80H161V81H159V80H158L159 78H157L156 82L158 81L159 85H158V83H157V85L154 84L152 81H151V84L148 85V83H147V81L149 80V79L147 80V78H149V72H148V71H147L148 74H147V73H143V71H142L141 76H139L138 78H136V80L132 81V84H130V82H129L127 79H125V77H124V73H125V71H124V73H121V72H123V70H121V69L126 70L125 68H122V67L125 66V65H126V68H127V65H128V67H132V66L135 65V64L133 63L132 60H131L132 63L128 60L129 64L131 63L130 66H129L128 62L126 63L127 59L125 60V57L127 58V56H126V55L124 56L123 53L126 54L127 51H128V49H127L125 46H121V47L118 46L119 48L116 46V49L113 48V49H114V50H113L112 48L110 49V46H108V45L105 46V45H104L103 47L100 48V49H103V50H101L102 53L99 51L100 49L94 50L95 52H92V58H93L94 55L97 54L96 56H94L93 59H92V58H88V57L91 56V53H90L91 50H90V52H88V53H90V54H88V56L86 57V59H88L89 61L86 60V63L83 64V65H87V66H83L82 63H81V60H85V58H84L85 56L82 58L81 55H79L78 53H76V52H77L76 50L78 49L77 46L80 47V48H82L83 46H82V45L80 46L79 43H78V44H77V43H76V44H73V43H69V44L65 43V44H64L63 42H62L63 44L61 43V41H62V38H61V37H62V36L69 35L68 32H70V33L72 34V38H73V37H76V36L79 34V32H82V31H83V30L81 31V29H83V28L85 29L84 25H83V27H82V24H81V23H80V25H81L82 28L80 27V25H79L78 27L75 26L76 28H79V27H80L81 29H80V28H79V29H75V28H74V29H71V28H73V23H74V25H76V24L79 22V19H78L79 17H77V16H80L79 14H82V13L85 11V10H82L83 8L86 9V7L92 5V6H95V7L97 8L96 11L93 12V13L96 12V15L105 16V14H106L107 11H108V12H107L106 15H108V14H109V15H115V12H117L118 10H114V9H113L114 6L116 5L115 7L117 8V7H118V4H119V5H122V4H120V2H118V0H116V3H115V1L113 2V0H111L112 2H109L110 0H104V1H103V0H99V1L102 2V3H100V2L98 3V2H97L98 5H97L96 3H93V4H92V1L89 2L88 0H86L85 2L82 1V3H81V0H78L80 3L77 2V1L75 0V1L78 3V5H77V3H75V4H74L75 6H71V4L75 2L74 0H67V1L65 0L66 2H65V1L62 2V0H61V1H59V0H55V1H54L55 4L53 3V0H47ZM57 1H58V2H62L61 5H60V3H58ZM72 1H74V2H72ZM96 1H98V0H96ZM96 1H95V2H96ZM105 1H108V2L106 3ZM119 1H120V0H119ZM147 1H149V0H147ZM160 1H161V0H160ZM166 1H167V0L161 1V4H164ZM170 1H171V2H170ZM172 1H173V0H168L167 2H170V3H168V4H171ZM24 2H25V3H24ZM41 2H42V3H41ZM56 2H57V3H56ZM86 2H87V3H86ZM103 2H104V3H103ZM117 2H118V4H117ZM162 2H163V3H162ZM173 2H174V1H173ZM15 3H17V2H15ZM43 3H44V5H42ZM65 3H66V4H65ZM85 3H86V4H85ZM108 3H109V4H108ZM114 3H115V4H114ZM36 4H37V5L40 4V5L37 6ZM56 4H57V5H56ZM63 4H64V5H63ZM81 4H85V6L83 5L84 7L82 6V7L80 8L79 5H81ZM89 4H90V5H89ZM99 4H101V5H99ZM105 4H106V6H105ZM113 4H114V5H113ZM165 4L167 5V3H165ZM59 5H60V6H59ZM110 5H113V6L110 7ZM47 6L44 7L43 10L48 9L47 11L45 10V13L50 14V13L52 12V10H54V9L51 7L52 9H51V11H50V10H49L50 8H48ZM61 6H62V7H61ZM64 6H65V7L67 6L66 10L63 8ZM77 6H78V9H77V11H76L75 9L77 8ZM167 6H169V5H167ZM42 7H41V10H42ZM72 7H73V8H72ZM74 7H75V8H74ZM103 7H104V8H103ZM39 8H38V9H39ZM61 8L63 9V11H62ZM102 8H103V9H102ZM105 8H106V9H105ZM111 8H112V9H111ZM59 9H61V12H62L61 14H59V13H60V10H59ZM71 9H74L73 11H75V12L71 11ZM79 9L82 10L81 13L79 12V11H81V10H79ZM43 10H42V11H43ZM100 10H101L102 12H101ZM130 10H131V13H130L129 10H126V11H127V12L129 11L128 14H132V15H133V14H134V10H133V8H131ZM54 11H55V10H54ZM66 11H67V12H66ZM104 11H106V12H104ZM112 11H113V12H112ZM57 12H59V13H57ZM63 12L66 13V14H64ZM70 12H71V13H74V14H76V15H77L78 13H79V14L75 17L74 14H69ZM85 12H87V11H85ZM85 12H84V13H85ZM109 12H110L111 14H110ZM84 13H83V14H84ZM101 13H102L103 15H102ZM123 13L126 14L125 11H124ZM136 13H139V12L137 11V12H135V14H136ZM62 14H64V15L62 16ZM117 14H118V13H117ZM135 14H134V15H135ZM55 15H56L57 17H56ZM89 15H90V14H89ZM64 16H66V17H64ZM67 16H69V17H67ZM72 16H73V17H72ZM116 16H117V15H116ZM70 17H72V19H68V18H70ZM62 18H63V19H62ZM64 18H65V20H66V19H67V20H66V21H63ZM74 18H75V19H74ZM76 18H77V19H76ZM84 19H85V18H84ZM84 19H83V20H84ZM216 19H217V20H216ZM220 19H221V18H213L212 21H215V22H216V21H218V20H220ZM250 19H256V18H255V17H252V18H250ZM59 20H60V21H59ZM70 20H72V21H70ZM69 21H70V22H69ZM77 21H78V22H77ZM84 21H85V20H84ZM84 21H83V22H84ZM75 22H76V24H75ZM56 23L61 24L62 27H65V28L62 29V27H60V25H59V27H60V29H61V31H60L59 27L57 28V30L59 29V30H58L59 33H58L57 30H56V26L58 25V24H56ZM68 23H69V24H68ZM103 23H104V22H103ZM55 24H56V25H55ZM63 24H65V25H63ZM104 24H105V23H104ZM66 25H67V26H70V27H67ZM77 25H78V24H77ZM0 26H1V24H0ZM113 27H114V26H113ZM45 28H46V29H45ZM106 28L109 29L108 26H106ZM233 28H234V29H233ZM240 28H241V29H240ZM240 28H239V26H238V27H237V26H234V27L226 28V29H224V30L222 31V36H223L222 41L225 40V39L228 40V42H227L226 40H225V42H224V41L222 42L223 44L225 43L226 45L224 44V46H223V45L221 44V46H222V48H221V49H222V52L225 53V54L223 53L224 56H222V59H223V58L226 59L227 57H231V55H234V54H236V55L238 54V56H236L237 58H240V59L247 58V60H250V59L252 58V56H254V54H255V56H256V55L264 56V41H263V39H264V31H263V30H264V26L261 27V28H260V27L255 28V30L252 28V31H251V29H249V28H246V27L243 28V26L240 27ZM70 29H71V30H70ZM117 29H118V27H117V28H112V27H111L110 30H111V31H116ZM235 29H236V31H235ZM243 29H244V30H243ZM248 29L251 31V33H250V31H249ZM39 30H40L41 32H40ZM50 30H51V31H50ZM52 30H53V31H52ZM72 30H73V31H72ZM77 30H78L79 32H78ZM119 30H120V29H119ZM205 30H206V32L204 33ZM238 30H239V31H238ZM258 30H259V31H258ZM48 31H49L50 33H49ZM62 31H63V32H62ZM64 31H65V32H64ZM67 31H68V32H67ZM76 31H77V32H76ZM233 31H234V32H233ZM255 31H256L257 34H259V35H257ZM75 32H76V33H75ZM117 32H118V30H117ZM209 32H210V33H209ZM213 32H214V33L217 32V28L214 27L213 23H211L210 25H208V27H206V28L202 31V33H204L203 35H206V36H211V34H212ZM239 32H240L241 36H240V34H238ZM262 32H263V33H262ZM61 33H63V35H61ZM66 33H67V34H66ZM242 33L245 35V37H243L244 35L242 36ZM65 34H66V35H65ZM71 34L69 35L70 37H71ZM207 34H208V35H207ZM248 35H249V36L251 35L250 38L248 37ZM58 36H59V37H58ZM78 36H79V35H78ZM246 36H247L248 38H247ZM55 37H56V38H55ZM79 37H81V39H82V38L84 37V35L81 34V36H79ZM57 38H58V39H57ZM253 38H254L255 40H254ZM249 39H250V40H249ZM251 39L254 40L255 42L252 41ZM257 39H260V40H258L259 42L257 41ZM248 40H249L250 42H249ZM49 41H50V42H49ZM46 43H47V45H46ZM227 43H229V44H227ZM60 44H61V45H60ZM236 44H237V46H236ZM262 44H263V45H262ZM56 45H57V46H56ZM64 45H65V46H64ZM73 45H74V47H73ZM75 45H77V46H75ZM227 45H228V46H227ZM230 45H231V46L233 45L232 47H233L234 49H233ZM249 45L252 46V47H250ZM256 45H257V46H256ZM61 46H63V47H61ZM67 46H68V48H67ZM69 46H70V48H69ZM229 46H230V47H229ZM234 46L237 47V48L235 49ZM241 46H242V47H241ZM254 46H255V47H254ZM60 47H61V48H60ZM188 47H189V48H188ZM190 47H192V48H190ZM227 47L230 48V49H228L229 51L226 50ZM238 47H239V48H238ZM47 48H46V50H47ZM54 48H55V49H54ZM57 48H58V49H57ZM59 48H60V50H59ZM64 48H66V51H68L69 54H68V52L66 53V51H65ZM105 48H107V49H105ZM117 48H118V49H117ZM198 48H199L200 50H201V48H203V51H204V52H203L202 55H203V58H204V59H205L206 57H208V58L205 59V61H204V63H203V68L200 67V68H201L200 70H199V68H198V66H197L198 63L195 64V62H198V60H199V59H198V54H197V52L199 51ZM223 48H224V49H223ZM259 48H260V49H259ZM63 49H64V51H63ZM75 49H76V50H75ZM109 49H110V53L112 52V50H113V51L116 50V52H114L115 54H114L113 52H112L113 55H112V54H109V52H108ZM123 49H126V51L124 50V52H123ZM252 49H254V50L252 51ZM74 50L76 51V52H75L76 54H74V52H73ZM82 50H83V49H82ZM82 50L79 49L80 53H81ZM84 50H85V49H84ZM186 50H187L188 52H187ZM191 50H193V52H192ZM196 50H197V51H196ZM224 50H225V51H224ZM232 50H233V51H232ZM238 50H239L240 52H239ZM242 50H243V51H242ZM245 50L252 51V53H254V54H252L251 52L245 51ZM60 51H62V53H61ZM79 51H78V52H79ZM86 51H87V50H86ZM185 51H186V52H185ZM190 51L193 53V56H192V53H190ZM208 51H209V54H208ZM244 51L246 52V54H245L246 56L244 55ZM254 51H256V52H258V53H255ZM97 52H99L100 54H98ZM118 52H119V54H118ZM120 52H123V53H120ZM125 52H126V53H125ZM241 52H243V54H241ZM46 53H47V54H46ZM52 53H53V57L51 56ZM65 53H66V54H65ZM72 53H73V54H72ZM94 53H96V54H94ZM184 53H185V54H184ZM204 53H206L207 55L204 54ZM233 53H234V54H233ZM260 53H261V54H260ZM93 54H94V55H93ZM116 54H117V56L121 54V56H119V58L122 59V60H120L118 57H117V58H118V59H117L116 56H115ZM75 55H76V56H75ZM99 55H100V56H99ZM103 55H104V56H103ZM106 55H107V56H106ZM109 55H112V58H111V56H109ZM122 55H123L124 57H123ZM183 55H184V59H181V57H182ZM188 55H191L192 58H191V56L188 58V57H187ZM213 55H214V54H213ZM225 55H227V56H225ZM45 56H46V57H45ZM60 56H59V57H60ZM77 56H79V57L81 56V60H79L80 63L78 64V65H80V68H81V69L79 68V66H76L77 68L74 66V65H76L77 63H76V62L74 63V61H73V57L76 58ZM97 56H98V57H97ZM101 56H102V57H101ZM195 56H196L197 58H196ZM204 56H205V57H204ZM255 56H254V57H255ZM1 57H2V56L0 55V58H1ZM103 57H104V58H103ZM105 57H106V58H105ZM109 57H110V59H109ZM193 57H194V58H193ZM67 58H66V60H67ZM75 58H74V59H75ZM99 58L104 59L105 61H104V60L101 61V59H99ZM50 59H49V60H50ZM77 59H79V58H77ZM94 59H95V60H94ZM185 59H188V60L186 61V63H187V65H188L190 68L186 65V63H185ZM192 59H193V60L196 59V61L194 60L195 62H194V61L191 62ZM98 60H99V61H98ZM106 60H107L108 62H107ZM123 60H124L125 63L123 62ZM183 60H184V61H183ZM223 60H224V59H223ZM0 61L3 62V64H1V62H0V69H1V70H0V73H1L0 76L2 75V73H4L5 75H4V74L2 75V78H3L4 82L7 80V81H6V83H7L8 80H10V81L7 83V85L9 84V86H11V85H13L12 82L14 81V76H13L14 74H11V77L13 76V78H11V79H13V80L11 81V79H10V74H7V72L14 71L15 63H5L6 60L4 61L3 57L1 58ZM71 61H72V63H73L74 65L71 63ZM79 61H77V62H79ZM87 61H88V62H87ZM92 61H93V62H92ZM112 61H113V62H112ZM118 61H119L120 63L123 62V63H122V66L120 65V63H119V65H117V64H118ZM156 61H158V62L156 63ZM180 61H183V63H182V62L180 63ZM207 61H208V62H207ZM224 61H225V60H224ZM49 62H50V61H49ZM61 62H62V61H61ZM94 62H95V63H94ZM102 62H103V63H102ZM188 62H189V63H188ZM55 63H57V65H56ZM113 63H114V65H113ZM144 63H145V62H144ZM146 63H147V62H146ZM179 63L181 64V67H180V68H178V67L180 66ZM184 63H185V66H186V67H184V66L182 65V64H184ZM205 63H206L207 65H206ZM4 64L7 65V67H6V66H3V68L6 67V68H4V69L7 70V68H8V70H10V71H5V70H3V69L1 68L2 65H4ZM11 64H13L14 66L11 65ZM16 64H18V63H16ZM49 64H50V65H49ZM53 64L56 66V68L53 66ZM60 64H61L63 67H62V66L58 67V65H60ZM98 64H99V65H98ZM123 64H124V65H123ZM155 64H153V65L155 66ZM174 64H176V65H174ZM10 65H11V66H10ZM51 65L54 67V69L52 68ZM66 65H67V66H66ZM69 65H70V66H69ZM105 65H106V66H105ZM111 65H112V66H111ZM115 65H116V66H115ZM162 65H163V66H162ZM165 65H166L167 67H166ZM205 65H206V66H205ZM246 65H247V66L243 65V67L240 68L241 70H238V71L236 72V74H235V76H234V79H235V80H239V81L241 80L242 82H244V85L246 86L247 89H250V90H251V88H252L253 91H252V90H251V91L254 92V93L259 97V100H261L262 97H264V91H263V90H264V89H263V88H264V83H263V82H264V78L260 77V76L257 75V74L254 75V74H253L254 72H253V70L251 69V67H249L248 64H246ZM9 66H10L11 68H10ZM73 66H74V67H73ZM82 66H83L84 68H82ZM93 66H95V67H93ZM100 66H101V67H100ZM117 66H118V67H117ZM120 66H121V67H120ZM135 66H137V65H135ZM135 66H134V67H135ZM157 66H158V67H157ZM175 66H176L177 68H176ZM64 67H65V68L67 67V69H65ZM88 67H89V68H88ZM90 67H91L92 69H91ZM97 67H98V68H97ZM193 67L195 68L194 71H193ZM59 68H60V69H59ZM63 68H64V69H63ZM74 68L77 69V70H82V71H78V72H81L82 75H81V76H78L79 78H78V77L75 78V82H76V83H75L74 81H71V82H73V84H69V83L67 82V80L70 81V79H71V78L73 79V77H75L76 74H77L76 72H75L76 74L73 72V71L75 70ZM86 68H87V69H86ZM93 68H94V69H93ZM96 68L99 69V70L97 71ZM103 68L106 69L107 71H106V70L103 71ZM114 68H116V69H114ZM118 68H119V69L121 68V69L119 70ZM132 68H133V67H132ZM164 68H167V69L165 70ZM216 68L218 69V67H216ZM246 68H247V69H246ZM37 69L39 70V68H37ZM72 69H74V70H72ZM95 69H96V70H95ZM112 69H113L114 71H113ZM117 69H118V70H117ZM148 69H147V70H148ZM223 69H224V70H223ZM243 69H244V70H243ZM2 70H3V71H2ZM35 70H36V69H35ZM63 70H64V71H63ZM71 70H72V73H74V74L71 73ZM84 70H85V71L87 70L86 72H88V73H85ZM89 70H90V72L92 73V75H91V73H89ZM111 70H112V71H111ZM116 70H117V71H116ZM24 71H25V70H24ZM27 71H29V70H27ZM30 71H31V70H30ZM30 71L27 72V73H30ZM75 71H76V70H75ZM93 71H96V73L93 72ZM101 71H102L103 73H102ZM105 71H106V73H105ZM119 71H120V74H121V75H120L119 73H117V72H119ZM161 71H162V72H161ZM189 71H190V72H189ZM192 71H193V72H192ZM244 71H245V72H244ZM18 72L21 73V71H18ZM18 72H16L15 74H18ZM22 72H23V70H22ZM66 72H68L70 75L72 74V77L70 78L69 74L66 73ZM114 72H115V74H116V73H117V74H116V75H115V74H114V75H111V74L114 73ZM144 72H146V70H145ZM187 72H188V73H187ZM11 73H13V72H11ZM65 73H66V74H65ZM81 73H80V74H81ZM93 73H94V74H93ZM108 73H111V74L109 75V77H115V76L119 75L118 77H121V78H119L120 81L117 79V77H115V78H113V79H109L108 77H107L108 79L104 78V77H106V75L108 76ZM173 73H174V74H173ZM185 73H186V74H185ZM192 73H193V74H192ZM246 73H248V76H247ZM249 73H250V74H249ZM30 74H32V72H31ZM47 74H48V75H47ZM52 74H51V75H52ZM78 74H79V73H78ZM78 74H77V75H78ZM80 74H79V75H80ZM87 74H90V76L87 75ZM104 74H105V75H104ZM172 74H173V75H172ZM187 74H188V75H187ZM241 74H243L244 76L241 75ZM7 75H8L9 77H8ZM51 75H50V76H51ZM73 75H74V76H73ZM84 75H85V76H84ZM94 75H95V76H94ZM122 75H123V76H122ZM189 75H190V76H189ZM192 75H194L193 78L196 79L194 82H195V83H198L199 85H198V84H195L196 86L194 85V83L192 82V80H194V79L191 78ZM201 75H202L204 78L201 77ZM238 75H239V76H238ZM3 76H5V79H4ZM38 76H40V75H38ZM61 76H62V75H61ZM66 76H69L70 79L67 78ZM88 76H89L90 78H91V77H92V78H91V79H88V78H89ZM96 76H98V77H96ZM103 76H104V77H103ZM144 76H146V77H144ZM227 76H229V77H227ZM237 76H238V77H237ZM246 76H247V77H246ZM81 77H82V78H81ZM84 77H86V78H84ZM87 77H88V78H87ZM94 77H95V79H94ZM143 77L145 78L146 81L144 80ZM163 77H164V79H162ZM189 77L191 78V80L189 79ZM205 77H206V78H205ZM0 78H1V77H0ZM2 78H1V79H2ZM48 78H49V79H48ZM100 78H101L102 80H101ZM182 78H183V77H182ZM201 78H202V80H203V79H204V80L202 81ZM239 78H240V79H239ZM246 78H247V79H246ZM44 79H45V80H44ZM77 79H78V80H77ZM85 79H86L87 81H86ZM97 79L100 81V83H99V81H97ZM188 79H189V80H188ZM242 79H243V80H242ZM49 80H50V81H49ZM83 80L86 81V83L83 82ZM88 80H89V82H88ZM90 80H91V81H90ZM105 80H106L107 82H106ZM111 80H113V82H112ZM114 80H117V81H118V84L115 83L116 85H118V88H117L116 85H115L116 88H115V87H112V86H114V84H113V83H114ZM121 80H122V83L126 82L125 80H127V83H125V84H122V83H121V84H120ZM123 80H124V81H123ZM141 80H144L145 82H141ZM167 80L169 81L170 86L167 85V86H169V89L166 90V87H167V86H165V84L162 85V83H163L162 81H164V83H167V82H168ZM200 80H201V81H200ZM246 80H247V82H246ZM60 81L63 82V83L61 84ZM78 81H79V83H81V82H82V83H85V85H84V84H81V87H80V84H78ZM80 81H81V82H80ZM110 81H111V82H110ZM117 81H116V82H117ZM138 81H139V84H140L141 86L145 84V86L148 85V86H152V88L154 87V90L152 89L153 92H154V94H155V93L158 94L157 92H159V91H156V90L159 89V90H160V92H159V96H160V94H161V96H160V98H159L158 95L155 94L156 97H158V98L154 97L155 100H152V103H151L150 100H149V102H148V101H146V102H145V101H142L144 107H145V105L147 104V102H148V104L151 103V105L148 106V104H147V106H146L145 108H143V106L140 104V108H139V109H140V110L142 109V110H141V111L139 110V112H138V108H137L136 106H133L135 109H136V108H137V109L135 110V112H134V111L131 112V109H132L133 107H131L130 105H134V104H132V103H133L132 97L134 98V96H130V95L127 96V97H126L127 100H128V101H127L126 98L123 96V94L126 93L125 90H126V91H131L130 89H132L133 92H136V91H137L136 93H140L139 88H140L141 86H139ZM166 81H167V82H166ZM183 81H185V82H183ZM188 81H189V82L191 81L192 83L190 82V84H188V83H189ZM196 81H197V82H196ZM258 81H259L260 83H258ZM39 82H38V83H39ZM104 82H106V83H104ZM135 82H136V83H135ZM148 82L150 83V81H148ZM178 82H179V83H180V82H183L184 85L181 86L182 84L180 85ZM203 82H204V83H203ZM245 82L248 83V84L246 85ZM15 83H16V82H15ZM38 83H37V84H38ZM66 83H67V85H65ZM88 83H89V84H88ZM92 83H93V84H92ZM98 83L101 85V87H102L103 85H104L103 87H105L107 83H108L107 85L109 86V83H110L111 91H113V90L117 91V89H120V90L122 89V90L120 91L121 93L119 92V93H120L119 96H118V94H116L115 91H113V94H111V91H109L110 89H109L108 91H107L106 89L103 90V87L101 88L100 86L97 85ZM101 83H102V84H101ZM152 83H153L154 85L158 86L159 88H157L156 86H153ZM177 83L179 84L180 87H177V86H178ZM200 83H201V84H200ZM208 83H209V85H208ZM261 83H263V85H261ZM58 84H59L60 87L58 86ZM60 84H61V85H60ZM75 84H76V87H74ZM77 84H78V85H77ZM111 84H112V85H111ZM137 84H138V85H137ZM187 84H188V85H187ZM191 84H192V85H191ZM250 84H251V85H250ZM33 85H34V84H33ZM62 85H63L64 87H63ZM70 85L73 86V87H71ZM88 85H89V87H88ZM92 85H94V86H92ZM123 85H124L125 88H127V89H125ZM176 85H177V86H176ZM205 85H206V88H205ZM66 86H67V87L69 86V89H66V88H67ZM84 86H85V87H84ZM108 86H107L106 88H110V87H108ZM122 86H123V88H122ZM132 86H133V88H132ZM135 86H136L137 88H135ZM162 86H165V87L162 88ZM197 86H198V87H197ZM210 86L213 87V88H211ZM247 86H248L249 88H248ZM259 86H261V87L263 86L262 90H261V88H260ZM37 87H38V86L36 85V88H37ZM61 87H62L63 89L65 88V89H64V94H65V95L62 94V93H63V89H62ZM70 87H71V88H70ZM83 87H84V89H87V91H86L87 93H86V92L84 93V89H83ZM86 87H88V88H86ZM90 87H91L92 89H90ZM155 87H156V88H155ZM187 87H188V88H187ZM193 87H194V88H193ZM31 88H33V87H32V86H28V90H30V92H31V90H33L31 93H33V92L35 93L36 91H37V93L40 92V91H38L36 88H34V89H31ZM95 88H96V89H95ZM99 88H101V90H100ZM147 88H149V87H147ZM160 88H161V89H160ZM190 88H191V89L193 88V91L195 90V91H194L195 94H194L193 92H191V89H190ZM217 88H218V89H217ZM38 89H39V87H38ZM70 89H73V90H70ZM128 89H129V90H128ZM140 89H141V88H140ZM143 89L145 90L146 87H143ZM176 89H177V90H176ZM180 89H181V90H180ZM205 89H206V90H205ZM28 90H27V92H28ZM35 90H36V91H35ZM61 90H62V91H61ZM67 90H68V91H67ZM102 90H103L104 92H105V90H106V93L110 92V93H108V94H110V96H109L108 94L102 92L103 95H104V96H103V99L106 100V101L104 100V102H106V103H104V104L106 105L107 108H106V107L104 108L105 105H103V104H102V105H103V107H102V105H101V101H103V100H101L100 103L98 104L99 99L102 98V95H101L102 93L100 92V91H102ZM123 90H124V91H123ZM134 90H136V91H134ZM161 90H162V91H161ZM164 90H165V91H164ZM19 91H20V90H19ZM19 91H18V94L20 93L21 96H20V94H19L18 97H20V98L23 99V97H24V96H23V95H24L23 92H25V94H26V90H25V91L22 90V91H23V92L21 91L22 93L19 92ZM48 91H49V92H48ZM53 91H52V93H53ZM66 91H67V92H66ZM82 91H83V92H82ZM98 91L100 92V95H101V96H99V92H98ZM132 91H131V92H132ZM142 91H143V90L141 89V92H142ZM182 91H183V92H182ZM185 91H186V92H185ZM41 92H40V93H41ZM46 92H48V93H46ZM114 92H115V93H114ZM131 92H130V93H131ZM180 92H181V93H180ZM202 92H203L204 95H201V94H200V93H202ZM42 93H41V94H42ZM52 93H51V94H52ZM76 93H77V92H76ZM168 93H169V91H168ZM179 93H180V94H179ZM186 93H187L188 95H187ZM191 93H192V94H191ZM28 94H29V92H28ZM45 94H46V95H45ZM47 94H48V96H50L49 99H48ZM57 94H58V93H57ZM71 94H72V95H71ZM96 94H98V95H96ZM183 94H185V96H183V98H182V95H183ZM196 94H197V95H196ZM206 94H208V95H206ZM62 95H63V97H62ZM131 95H132V93H131ZM133 95H134V94H133ZM136 95H138V94H136ZM155 95H154V96H155ZM168 95H169V94H168ZM244 95H246V93H244ZM244 95H239V96H237V100H238V101H241V100H242V101H248L249 98L245 97ZM247 95H248V94H247ZM261 95H262V97H260ZM52 96H53V95H52ZM97 96H98L99 98H98ZM186 96H187V98H186ZM190 96H191V97H190ZM192 96H193V97H192ZM195 96H196V98L194 99ZM208 96H209V98L214 99L215 102L219 103V104H217V105L220 106L219 108H220V111H221V112H223V111H227V114H225V115H227V116H225V117H228V115H229V116L231 115L230 118H229V119L231 120V121L229 120L230 123L235 122V120L238 119V120L236 121V126L234 127L235 129H233L231 133L234 132L232 135L234 136V139H238V143H239V144H240V140L243 139V140H241V144L243 143L244 147L247 149V152H246V149L243 150V149H244V147L242 148L243 145H242V146H239V144L236 143L237 140H234L235 142H233V137L231 136V133H230L229 131H228L229 133L227 132L226 135L224 134L225 137L227 136V139H225V137H224L223 135H222V136H215L213 131H212V132H213V135L211 134V132H210L211 135H210L209 133L206 134V133H207V132H206V128H207V126H209V127H208L209 131H211V130H210L211 127H212L213 129L216 128V126L219 127V125H220L219 128H223V127H224L223 123H222V122H219V120H218V115H217L216 113H212V112H209V111H208L209 114H208V112H207V114H206V112H202V110H201V104L205 101L204 99H207V98H208ZM43 97H44V98H43ZM61 97H62L63 99H62ZM105 97H106V98H105ZM117 97H118V100H117ZM128 97H129V98H128ZM165 97H166V96H165ZM179 97H181V98H179ZM241 97H243L244 100H243ZM0 98H2V97H0ZM53 98H56V97H53ZM130 98H131V99H130ZM176 98H177L178 101L180 100V103L177 102V101L175 100ZM191 98H193V100H191ZM198 98H199V99H198ZM200 98H201L202 100H200ZM260 98H261V99H260ZM46 99H48V101H47ZM68 99H70L72 102H71L70 100H68ZM75 99H77L78 101H76ZM121 99H123V101H121ZM0 100H1V99H0ZM40 100H41V101H40ZM42 100H43V101H42ZM73 100H75V101H73ZM119 100H120L121 103L123 104L122 106L120 105V101H119ZM129 100H130V101H129ZM131 100H132V103H131ZM161 100H160V101H161ZM174 100H175V101H174ZM262 100H263V99H262ZM20 101H22V100H19V102H20ZM45 101H46V102H45ZM49 101H50V103H48ZM52 101H53V102L55 101L54 103L57 102V103L55 104L57 107H55V105H54V106H53V105H50ZM124 101H127V102L125 103ZM157 101H156V102H157ZM1 102H2V101H1ZM1 102H0V113H2V114H3V112L6 113L5 116H4V114H3V115L0 114V117H1V115L3 116V118H2V117L0 118V123H1L2 125H4V126L0 125V126L3 127V128L1 127V130L5 128L4 130H6V131L9 130L8 132H12V129H13L14 127L19 126L20 124H19V122H18L17 120H16V122L13 121L14 118H15V116L13 117V113L11 114L12 107H11L10 105H8V104L5 105L4 100H3V103H1ZM5 102H6V100H5ZM22 102H24V101H22ZM41 102H42V103H41ZM68 102L71 103V104H70V107H69V105H67V104H69ZM76 102H77V103H76ZM78 102H79V104H78ZM96 102H97V105L95 104ZM129 102H130L131 104H130ZM7 103H8V102H7ZM54 103H53V104H54ZM58 103H59V104H58ZM72 103H73V105H72ZM75 103H76L77 105H79L80 109H79L78 106L76 107V105H74ZM102 103H103V102H102ZM114 103H115V102H114ZM127 103H128L129 105H128ZM170 103H171V104H170ZM172 103H173V104H172ZM189 103L191 104V106L187 105V104H189ZM200 103H201V104H200ZM1 104H3V105L1 106ZM165 104H166L167 106H164ZM177 104H178V105H177ZM42 105H43V106H42ZM48 105H49V106H48ZM95 105H96L97 107L100 106L99 109H98V113H96V112H97V109H96ZM98 105H99V106H98ZM109 105H110V107H109ZM171 105H172V106H171ZM185 105H186V106H185ZM28 106H29V105H28ZM40 106H41L42 108H41ZM74 106H75V109H72ZM129 106L131 107V109H130V112L128 113L129 108H130ZM174 106H175V107H174ZM1 107H2V108H1ZM44 107H46V108H44ZM127 107H129V108H127ZM138 107H139V106H138ZM166 107H167V108L170 107L169 110H167ZM173 107H174V109H172ZM198 107H199V108H198ZM223 107H224V108H223ZM227 107H228V109H227ZM3 108H4V109H3ZM9 108H10V111H8ZM55 108H56V109H55ZM69 108H71V110H70ZM76 108H77L78 110H77ZM89 108L87 109L88 112H90ZM102 108H103V109H102ZM165 108H166V109H165ZM176 108H177V110H175ZM179 108H180V109H179ZM221 108H222V109H221ZM93 109H94L96 112H95ZM101 109H102V112H101ZM107 109H108L109 112L107 111ZM189 109H190V110H189ZM226 109H227V110H226ZM229 109H231V111H230ZM51 110H50V111H51ZM104 110H105V112H104ZM119 110H120V112H119ZM125 110H126V111H125ZM132 110H134V109H132ZM171 110H172L173 112H172ZM180 110H181L182 112H181ZM192 110H193V111H192ZM254 110H255V111H254ZM6 111H7V112H6ZM59 111H60V110H58V112H59ZM93 111H94V112H93ZM99 111H100V112H99ZM164 111H165L166 113H167V111H168V113H167V114H168V117L166 116V113L164 114ZM175 111H177V114L175 113ZM186 111H187V112H186ZM191 111H192L193 113H195V112L197 113V112H198V114H194L195 116H197L195 119L193 118L194 115L191 114ZM252 111H253V112H252ZM8 112H10V114H9L10 116L12 115V116H11V118H13L12 120H10L11 118L9 119V117H7V116H9V115H7ZM54 112H55V111H54ZM114 112H115V111H114ZM137 112H138V113H137ZM147 112L149 113L148 110H146V113H147ZM158 112H162V113H161L162 115L158 114ZM178 112H180L181 114H180V113L178 114ZM185 112H186V113H185ZM231 112L233 113V115H232ZM260 112H263V109L260 110ZM56 113H57V112H56ZM59 113H60V112H59ZM59 113H58V114H59ZM105 113H107V114H109V115H106ZM131 113H133V115H132L133 118H130V119H129L128 117L131 115ZM135 113H136V114H135ZM141 113H142V116H141ZM187 113H188L189 115H188ZM224 113H226V112H224ZM263 113H264V112H263ZM60 114H61V113H60ZM97 114H98V116H97ZM102 114H105L106 116L104 115L105 117H104V116L102 117ZM112 114H113V115H112ZM117 114H116V115H117ZM129 114H130V115H129ZM137 114H138V115H137ZM143 114H144V115H143ZM157 114H158V116H156ZM182 114H185V117H184L185 120L183 119V116H184V115H182ZM261 114H262V113H261ZM116 115H115L114 117H115L116 119H118ZM125 115H126V117H125ZM172 115H173V116H172ZM174 115H175V116H178V115H179V117H180V118L182 117V119L176 120L178 117L175 119V116H174ZM180 115H181V116H180ZM206 115H207V116H206ZM250 115L253 116V117H252V118L250 117V118H248V120H247L246 116L249 117ZM255 115H256L257 117H256ZM67 116H68V118H67ZM111 116H110V117H111ZM160 116H161V118H160ZM163 116H165L166 118H168L167 120H169V121H167L165 117H164V121H163V120H162V117H163ZM171 116H172V117H171ZM205 116H206V118H205ZM69 117H70V118H69ZM101 117H102V119H104V120H102ZM158 117H159V118H158ZM170 117H171V118H170ZM187 117H189V118H187ZM207 117H208V118H207ZM215 117H216V118H215ZM231 117H232V119H231ZM242 117H243V118H242ZM255 117H256V119L259 118V121H258V120L255 121V120H256ZM120 118H121V119H120ZM147 118H148V117H147ZM155 118H156V119L158 118L159 120L157 119V120H158V121H157ZM169 118H170V119H169ZM186 118H187V119H186ZM244 118H246V119H244ZM4 119H5L6 121H5ZM69 119H70V121H69ZM71 119H72V120H71ZM108 119H109V117H108ZM128 119H129V121H127ZM133 119H135V123H133V122H134ZM171 119H172V120H171ZM188 119H189V121H187ZM205 119H206V120H205ZM243 119H244V120H243ZM249 119H250V121H249ZM76 120H77V123H76ZM121 120H122V121H121ZM136 120H138L139 123H138V122L136 123ZM144 120H145L147 123H150V125H148L147 123H146L147 125H146V124L142 125V124L144 123ZM192 120H193V122H194L193 124L196 123V125H195L196 128H194V125H192ZM194 120H196V122H195ZM207 120H208V121H207ZM217 120H218V121H217ZM232 120H233V121H232ZM8 121H10V122L12 121L14 124L11 125ZM71 121H72V124H71ZM103 121H104V122L106 121V122L103 123ZM116 121H117V120H116ZM126 121H127L128 123H127ZM131 121H132V122H131ZM153 121H154V122H153ZM156 121L158 122V125H160V124L162 123L161 127H160V126H159V127L157 126ZM165 121H166V122H165ZM171 121L174 122V126H175L176 128L173 126V124H172ZM206 121H207L208 123L211 122V123H210L211 126H210V124H209V125H206V124H208V123H206ZM12 122H11V123H12ZM60 122H61V123H60ZM100 122H101V124H100ZM130 122H131V127L128 128L127 126H130V125H129ZM141 122H142V123H141ZM175 122L177 123V125H179V128H178V126L176 125ZM178 122H180V123H178ZM190 122H191V124H190ZM214 122H215V123H214ZM16 123H17L18 125H16ZM56 123H57V122H56ZM65 123H66V124H65ZM67 123L69 124L70 127L67 125ZM74 123H76V124H74ZM123 123H125V124H123ZM140 123H141V124H140ZM163 123H164V126H165V127L163 126ZM166 123H168L167 125H169V124L171 123V124L169 125L170 127L168 126V128H169L170 130L167 129V125H166ZM184 123L187 124V125H185ZM198 123H200L201 126H200ZM246 123H247L248 125H247ZM255 123H254V124H255ZM64 124H65V125H64ZM73 124H74V125H73ZM98 124H99V125H98ZM105 124H106V125H105ZM126 124H127V126H126ZM133 124L135 125V127L132 126ZM152 124H153V127L151 126ZM181 124H182V128H183L184 126H185V128H187L186 126H188V128L186 129V132L184 131L185 128L182 129V128L180 127ZM183 124H184V125H183ZM232 124H234V123H232ZM243 124H244V126H245V129L243 128ZM71 125H73V128L76 127L75 129H77V127L81 128L80 130L83 131V132H81L82 134H75V135H74L73 132H71L72 135H71V134H67V132H70V131L72 130V128H71L72 126H71ZM118 125H119L120 127H118ZM124 125H125V126H124ZM137 125H138V126H137ZM171 125H172V126L178 131V132L174 133L175 130H174V131L171 130ZM198 125H199V126H198ZM203 125H204V126H203ZM213 125H215V126H213ZM222 125H223V127H222ZM54 126H56V125H54ZM65 126H66V128H67V126H68V128L66 129ZM80 126H81V127H80ZM96 126H97V127H96ZM98 126H99V127H98ZM143 126H146V127H143ZM148 126H149L150 128L152 127L153 130H151ZM205 126H206V127H205ZM237 126H239V129H236V128H238ZM250 126H252L253 128L251 129ZM82 127H83V128H82ZM100 127H101V128H100ZM117 127H118V128H117ZM139 127H141V128L143 127V128L141 129V128H139ZM147 127H148L149 129H148ZM190 127H191V128H190ZM200 127H201V128H204L205 131H204V130L202 131ZM87 128H89V129H87ZM95 128H94V129H95ZM102 128H103V129H102ZM132 128L134 129V131L132 130ZM156 128H162V129L160 130V129H156ZM198 128L200 129V131L196 130V129H198ZM212 128H211V129H212ZM246 128H247V129L249 128L248 131H247ZM254 128H255V129H254ZM256 128H257V129H256ZM127 129H128V130H127ZM137 129H138V130H137ZM188 129H190V131H189ZM216 129H217V128H216ZM250 129H251V130H250ZM67 130H68V131H67ZM156 130H157V132H159L158 134H156ZM159 130H160V131H159ZM191 130H193V132H192ZM236 130H238V131H237L238 133H237V132L235 133ZM241 130H242V131L245 130V131H247L248 133H246L245 131L241 132ZM249 130H250V131H249ZM253 130H254V131H253ZM256 130H257V131H256ZM128 131H130V132H128ZM147 131H149V132L147 133ZM161 131H164V133H165L166 136L168 135V136H167V137H169V138H167L168 140H170V139H175V140H174L175 143H174V141L172 140L173 143H174L176 146H177V145H179V146H177V147L175 148V147H174V144H170L172 141L170 140V142H169V141L166 139L165 135H162L163 133H160ZM170 131H172V132H170ZM207 131H208V130H207ZM127 132L129 133V135H128ZM132 132H133V133H132ZM150 132H153V133H150ZM167 132H168L169 134H168ZM182 132H185L186 135H187L188 133H189L188 135H191L190 133H194V136H193V134H192V137H193V138L190 137L189 139L192 140V139L195 138V139L198 140V141L195 140V142H197V143L193 142L194 140H192V142H191L190 140H188V137H185V136H184L185 133H183V134H184V135H183ZM187 132H188V133H187ZM205 132H206V133H205ZM244 132H245V133H244ZM250 132H251L252 134H251ZM253 132H254V133H253ZM64 133L67 134V137H68V138L64 137V135H63ZM119 133H120V134H119ZM146 133H147V135L149 134V137L146 135V136H145L146 138H145L144 135H145ZM166 133H167V134H166ZM173 133H174V134H173ZM256 133H257V135H256ZM126 134H127V135H126ZM159 134H160V136H159ZM175 134H176V135H175ZM179 134H180V135H179ZM247 134H250L249 137H252V138H253V136H254V138L260 136V138H259L258 140H256L257 138H255V139H254V138L251 139V138L247 137V136H248ZM119 135H120V136H119ZM142 135H143V136H142ZM161 135H162V138H161ZM169 135H170V136H169ZM174 135H175V136H174ZM195 135H197V137H198L199 135H202V137L199 136L198 138H200V139H198ZM203 135H204V136H203ZM209 135H210V138H209ZM245 135H246V137H245ZM251 135H252V136H251ZM258 135H259V136H258ZM127 136H128V137H127ZM163 136L165 137V139L163 138ZM181 136H182V137H181ZM229 136H230V137H229ZM129 137H130V138H129ZM137 137H138L139 139H141V140H139ZM152 137H153V138H152ZM215 137H216V138H215ZM221 137H222V138H221ZM243 137H245V139H244ZM142 138H143V139H142ZM144 138H145V140H144ZM160 138H161V140H160ZM191 138H192V139H191ZM211 138H212V142H211ZM239 138H240V139H239ZM154 139H155V140H154ZM177 139H178V140L180 139V141H177ZM183 139H184V140H183ZM209 139H210V140H209ZM214 139H216V141H215ZM218 139H219V140H218ZM223 139H224V140H223ZM228 139H229V140H228ZM247 139H248V140H247ZM249 139H250V140H249ZM128 140H129V141H128ZM152 140H153V141H152ZM201 140L204 141V144H205L206 142H207V143H208V142H209V143H213V144H210V145L208 144V146H207V145H206L207 143H206L205 145L209 148V149H208V148L204 147V145H201ZM217 140H218V142H217ZM226 140L229 141V142H228L229 144H227V142H225ZM244 140H247V141H244ZM253 140L255 141V143H254ZM259 140H261V142H260ZM66 141H67V142H66ZM68 141H69V142H68ZM106 141H108V142H106ZM110 141H111V142H110ZM113 141H114V142H113ZM130 141H131V142H130ZM134 141H135V142H134ZM140 141H141V142H140ZM154 141H156V142H154ZM184 141H185V142H184ZM186 141H187V142H186ZM213 141H214V142H213ZM219 141H220V143H222V141H224V142H223V145H224V143H226L228 146H232V147H229V148H231V151H230V149H228V146H227V145H226L227 148H226V146H223L224 149H223V151H221L223 147H222L220 144H219L220 147L218 146ZM248 141H252L254 147L252 146V142H250L251 144H250V143L248 144ZM256 141H258L259 143L256 142ZM109 142H110L111 144H110ZM125 142H127V143H125ZM139 142H140V143H139ZM158 142H159V143H158ZM177 142H179V144H177ZM198 142H200V145L198 144ZM246 142H247V143H246ZM65 143H66V145H64ZM123 143H124V144H123ZM182 143H184V145H185V143H186V144L188 143V144H187V147H188V145H189L190 143H193V145L191 144L192 146L190 145V146L188 147V149H187V148H185V146H184ZM230 143H231V144H230ZM234 143H236V146H235ZM257 143H258L259 146L257 145ZM82 144H83V142H82ZM107 144H108L109 146H108ZM114 144H117V145H118V146L116 145L118 151H116V149L113 150V149L115 148ZM135 144H136V145H135ZM139 144H140V145H139ZM157 144H158V145H157ZM194 144H195V145H194ZM216 144H217V145H216ZM233 144H234V145H233ZM241 144H240V145H241ZM67 145H68V147H67ZM69 145H70V147H69ZM103 145L101 146L102 148H103ZM111 145H113V146H111ZM125 145H126V146H125ZM152 145H153V146H152ZM182 145H183V147H182ZM246 145H247V146H246ZM248 145H249V146H248ZM256 145H257V146H256ZM260 145H261V146H260ZM64 146H65V147H64ZM76 146H77V147H76ZM151 146H152L151 150L154 148L152 151L149 150ZM169 146H170V147H169ZM196 146H197V147H196ZM200 146L202 147V150H201ZM210 146L212 147V149H213L214 146H215V148H214L215 150H213L215 153L212 152L211 155L207 156V154H209V153L211 152V150H212V149L210 148ZM250 146H251V147H250ZM75 147H76V148H75ZM79 147H80V148H79ZM101 147H100V148H101ZM119 147L124 148V149H121V148L119 149ZM126 147H127V149H126ZM133 147H134V148H133ZM147 147H148V150H147ZM164 147H165V148H164ZM172 147H173V148H172ZM191 147L195 148L196 151H195L193 148H191ZM238 147H239V148H238ZM247 147H248V148H247ZM257 147H258V148H257ZM72 148H73V149H72ZM100 148L97 146V149H100ZM109 148H110V149H109ZM112 148H113V149H112ZM130 148H131V149H130ZM155 148H157V149H155ZM158 148H159V149H158ZM171 148H172V149H171ZM174 148H175V149H174ZM177 148H178V152H177ZM197 148H198L199 150H198ZM204 148H205V149H204ZM218 148H219V150H218ZM232 148H233V150H232ZM240 148H242V149L240 150ZM75 149H77V150H75ZM108 149H109V150H108ZM132 149H133V150H132ZM138 149H139V150H138ZM142 149H146V150H144V152H143ZM180 149H181V150H180ZM186 149H187V150H186ZM192 149H193V150H192ZM203 149L205 150L204 152H203ZM216 149H217V150H216ZM238 149H239V152H237ZM100 150H102V149H100ZM124 150H125L126 152H125ZM136 150H137V152H138V151L141 152V153L143 152L142 155H143L144 153H145V155L147 154L146 156L144 155L145 158H144L143 156H141V157H143V158L145 159V161H144L143 158H141V159H142V160H141V159L138 157L139 155H137V154H140V153L138 152V153L136 154V152H135ZM158 150H159V152H158ZM172 150H173V152L176 150V151L174 152V154H172ZM185 150H186V151H185ZM188 150L191 151V152H190L191 155H189L190 153H189ZM207 150H208V151L210 150V151L208 152ZM234 150H235V151H234ZM242 150H243V152H242ZM84 151H85V152H84ZM102 151H103V150H102ZM105 151H106V150H105ZM128 151H129V152H128ZM132 151H133V153H132ZM146 151H148V153H147ZM161 151H163V152H161ZM192 151H195V152H194L195 154H194ZM198 151H199V152H198ZM217 151H218V152H217ZM232 151L235 152V157L237 158V159H236L237 161L235 160V161H236V165L234 164L235 161L232 162V160H231V159L234 157V154L232 155V153H233ZM251 151H252V150H251ZM251 151H250V152H251ZM122 152H124V153H122ZM149 152H150V153H149ZM152 152H154V154H153ZM176 152H177V153H176ZM179 152H183V153H179ZM185 152H188V153H185ZM205 152H207V153H205ZM216 152H217V153H220V154H217ZM221 152H223V153H221ZM225 152H226V153H225ZM227 152H228L229 154H227ZM231 152H232V153H231ZM160 153H161V155H162V153H164V154H166L167 156H166V155H162V156H160ZM178 153H179V154H178ZM204 153H205V154H204ZM213 153H214V154H213ZM239 153H241V155H242V154L244 155V156H242V157H241V155H239V156H240V159H239V156H237ZM244 153H246L247 156H246ZM148 154H149V155H148ZM156 154H158L159 156L156 155ZM181 154H183V155H181ZM200 154H201V155H200ZM222 154H223V155H222ZM225 154H226V155H225ZM125 155H126V156H125ZM127 155H128V156L130 155V156L128 157ZM134 155H135V157H134ZM192 155H193V157H192ZM214 155H215V158H214ZM220 155H221V156H220ZM230 155H231V159H229V158H230V157H229ZM60 156H61L62 158H60ZM117 156H115V157H117ZM124 156H125V158H124ZM149 156H150V157H149ZM154 156H156L157 159L154 158ZM165 156H166V157H165ZM171 156H172V157L174 156V157L172 158V161H171ZM182 156H183V157H182ZM184 156H185L186 158H185ZM199 156H200V159H199ZM202 156H203V158H202ZM205 156H206V157H205ZM224 156H227V158H228V157H229V158L226 159V160H224V159L226 158V157H224ZM136 157H137V159H139V162L137 161ZM163 157H164V160L162 161L161 159H163ZM169 157H170V159H169ZM204 157H205V158H204ZM222 157H224V158H223V161H225V162L227 161V163H225V162L223 163V161H222V159H221ZM235 157H234V158H235ZM243 157L245 158V161H242V158H243ZM246 157H248V158H246ZM118 158H115V159H118ZM159 158H160V160L162 161V164H163L162 166L165 167L164 169L167 168V167H166L167 165H169L168 167L171 166V167H170L171 169H172V168L175 169V168L177 167L175 171H176V172H177V171L180 172V173L177 172V173L180 174L179 177L181 178V182H182V183H181V182H180V183H181L182 185H184V186H182L181 188L183 189V187H186L187 185H188V186L191 185V186L189 187V189L187 188L188 191L185 190V188H184V190H183L182 193H181L180 190H182V189H181V188H178V187L176 186V185L179 186V184H180L179 181H180V180H178V181H177L178 183H177V184L175 183V185H174V187L176 186V188H178L177 190H179V194H177L178 191L176 190V188H173V184H172V183H171V185H169L170 182H165L166 180L163 179L164 176H163V174H162V173H163V170H162V167H160V163H161V161L159 160L158 164H156V165L154 164V163H156V162L158 161ZM165 158H166V159H165ZM167 158H168V159H167ZM195 158H196V159H195ZM207 158H209V159H207ZM244 158H243V159H244ZM261 158H262V159H261ZM119 159H118V160H119ZM124 159H125V161H124ZM129 159H130V160H129ZM148 159H149V161H148ZM173 159H174V160H173ZM176 159H177V162H176ZM178 159H179V160H178ZM183 159H184V160H183ZM213 159H214V160H213ZM246 159H247L248 162L246 161ZM100 160H102V157L98 158V161H100ZM146 160H147L148 163H146ZM166 160H167V162H166ZM169 160H170V161H169ZM185 160H186V161H185ZM193 160H194L195 162H194ZM196 160H198V161H196ZM202 160H204V161H202ZM206 160H208L209 162H208V161L206 162ZM228 160H229V161H228ZM233 160H234V159H233ZM238 160H239V161H238ZM261 160H263V162H262ZM135 161H136V162H135ZM140 161H141V162H140ZM152 161H153V162H152ZM154 161H155V162H154ZM173 161L176 162V163L179 164V165L175 164ZM178 161H180V162H178ZM182 161H183V162L185 161V162H184V163L186 164L185 166H184L183 163H181ZM187 161H188V162H187ZM192 161H193L195 164H193ZM213 161H214V162H213ZM253 161H256V162H253ZM123 162H122V163H123ZM189 162H191V164H193V165L189 164ZM198 162H199V163H198ZM210 162H212V163H210ZM221 162H222V165H221ZM229 162H230V163H229ZM245 162H246V164H245ZM152 163L155 165V167L158 165V170L161 171V172H159L155 167H153V166H152V165H153ZM196 163H197L198 165H200V164L202 165V164H203V165H202L203 167H202V166H197ZM228 163H229V165H228ZM231 163H233V165H235L234 168H233V166H232ZM240 163H241V164H240ZM247 163H248V164H249V163H252L251 165H252V166H255V168H257V166H258L257 169H259V170H257V169L254 168L255 170H257V171H255L253 168H250V167H252L251 165H250V167H249L248 169H246V168H247V167H246V166H247ZM130 164H131V166H130ZM137 164H139V166H138ZM149 164H150V166H149ZM165 164H166V165H165ZM173 164H174V165H173ZM188 164H189V166H188ZM204 164L206 165V168H205ZM219 164H220V165H219ZM224 164H225V165H224ZM226 164H227V167H225ZM238 164H239L240 167L238 166ZM243 164H245V165L241 167V165H243ZM253 164H256V165H257V164H260V165H257V166H256V165H253ZM132 165H133V166H132ZM140 165H141V168H142V165H143V166H145V165L148 166V168H146V172L143 171V170H145V169H144L145 167L141 169L142 171L140 170ZM164 165H165V166H164ZM210 165H211V166H210ZM147 166H146V167H147ZM173 166H175V167H173ZM181 166H182V167H181ZM192 166H193V167H192ZM195 166H196V167H195ZM212 166H213V167H212ZM216 166H217V167H216ZM218 166H219V168H218ZM220 166H221V167L223 166V167L221 168ZM228 166H229V167H228ZM231 166H232V168H231ZM261 166H262V167H261ZM129 167H131V168L133 167L132 171H131V168H129ZM135 167L137 168V170H138L139 173L136 172L137 170H135V169H136ZM138 167H139V168H138ZM179 167H180V168H179ZM190 167H192V168H190ZM197 167H198V168H197ZM200 167H201L202 169H201ZM134 168H135V169H134ZM154 168H155V169H154ZM159 168H160V169H159ZM178 168H179V169H178ZM181 168H183V169H181ZM187 168H188V169H187ZM189 168H190V169H189ZM204 168H205V169H204ZM207 168H208V169H207ZM225 168H226V172H227L228 169L232 170V171L230 172V173H231V174H230V177L232 178V179L230 178L231 181H230L229 178H227V179L225 180V178H226L225 175H226V176L228 175L227 177H229V173H226V172L224 171ZM239 168H242V171H244V170H245V171L242 172V171H240L241 169H239ZM261 168H262V169H261ZM153 169H154V171H157V172H154ZM174 169H173V170H174ZM184 169H185V172H184ZM191 169H192V170H191ZM250 169H253L254 172H253V170L250 171ZM147 170H149V171H147ZM181 170H182L184 173H182ZM200 170H201V171H204V173H203V172H200ZM221 170H222V172H220ZM134 171H135V173H138V174H134ZM140 171H141V173H143V172L145 173V174H143L144 176H143L142 174H140ZM205 171H206V173H205ZM207 171H208L209 175L207 174ZM209 171H210L211 173H210ZM213 171H214V174H213ZM215 171H216V172H215ZM223 171H224V172H223ZM246 171H247V172L249 171L250 173L253 172V173H252L251 175H249L250 173L248 172L249 174L247 173V175H249V177H247V175H244V173H245ZM260 171L263 172V173H261ZM132 172H133V173H132ZM147 172H148V173H147ZM158 172H159V173H158ZM189 172H190V173L192 172V173L190 174ZM193 172H194V173H193ZM228 172H229V170H228ZM130 173H131V174H130ZM150 173H151V174H150ZM157 173L160 174V176H158ZM197 173H198V174H197ZM200 173H202V174H200ZM218 173H219L220 175H219ZM237 173H239V174H237ZM146 174L150 175L149 178H150V177H151L152 179H153V177H155V178H154L153 180H152L151 178H150V179H149V178H148V179H145L144 177H146V178L148 177V176H146ZM194 174H197V175H194ZM204 174H205V175H204ZM206 174H207V176H208L209 178H211V177L213 176V179L211 178V180H213V181H212V185L210 184V185H211L210 189H211L213 192H212V191H211V192L209 191L210 189H208V188H209L208 185H206L207 187L205 186L206 183L209 184V182H208L209 178H208V177H205ZM135 175H136V177H135ZM151 175H152V176H151ZM185 175H186V176L189 175V177H188V176L185 177ZM137 176H138V177H137ZM198 176H200V177H198ZM210 176H211V177H210ZM243 176H244V177H243ZM132 177H133V178H132ZM134 177H135V178H134ZM139 177H140V178H139ZM141 177L143 178V180L141 179ZM157 177H158V178H157ZM162 177H163V178H162ZM183 177H185V179H184ZM201 177L203 178V180H206V179L208 178V179L205 181V182H206L205 184L203 183L204 181L202 180ZM204 177H205V178H204ZM216 177H217V178H216ZM224 177H225V178H224ZM241 177H243V179H242ZM186 178H189V180H187ZM190 178H191V179H190ZM194 178H195V179H194ZM198 178H199V179H198ZM215 178H216V179H215ZM131 179H132V180H131ZM133 179H135V182H136V183L134 182ZM137 180H138V181H143V182L145 181V182H144V183L141 182L142 184H141V183L139 184V182H138ZM158 180H159V181H158ZM200 180H201L202 182H201ZM222 180H223V181H222ZM227 180H228V181H227ZM237 180H236L235 182H237ZM162 181H163L165 184H164ZM190 181H192V182H191L192 184H191V183H188V182H190ZM198 181H199V182H198ZM214 181H216V182L214 183ZM217 181H218V182H217ZM242 181H243V183H242ZM161 182H162V183H161ZM184 182L187 183V185H186ZM227 182H228L229 184H227ZM167 183H168V184H167ZM200 183H201V184H200ZM213 183H214V184H213ZM224 183H225V184H224ZM117 184H118V185H117ZM129 184H130V185H129ZM134 184H135V187H136L137 184H139V185H137V187H139V186H140V187H139V188H137V187L135 188V187H133ZM163 184H164L165 186H164ZM181 184H180V185H181ZM199 184H200V185L204 184V185H202V187H201ZM215 184H216V185H215ZM219 184H220L221 186H220ZM119 185H120V186H119ZM161 185H162L163 187H162ZM185 185H186V186H185ZM218 185H219V186H218ZM228 185H229V187H227ZM121 186H122V187H121ZM129 186H130L131 189L128 188ZM168 186H169V187H168ZM188 186H187V187H188ZM192 186H193V187H192ZM199 186H200V187H199ZM51 187H52V186H51L50 180L47 179V188L50 189ZM108 187H109V188H108ZM124 187L126 188V190H125ZM132 187L134 188L135 191L132 192V194H130L129 191H131V190L133 191ZM218 187H219L220 192H219V190H217ZM220 187L223 188L224 190H226V191H224L225 193L223 192V189H222V190L220 189ZM224 187H227V189L224 188ZM52 188H53V187H52ZM156 188H155V191H156ZM201 188H202L203 190L205 189L204 192H202L203 190H202ZM235 188H236V189H235ZM237 188H238V190H237ZM243 188H244V189H243ZM106 189H108V190H106ZM136 189H138V190H136ZM174 189H175V190H174ZM194 189H196V191H197V190H198V191L200 190L201 192H198V191H197V192H198V193H197V192H195ZM206 189H208L209 192H206V193H205V191H207ZM57 190H58V191H56L55 189H53V191L50 192L51 195H53V196H55L54 194H55V192H56V196H57V197H56V198H57V202H56V204H57V205H61V206L68 205V202H69V201H68V199H69L68 193H67L66 191H63V190H62V191H60L59 189H57ZM98 190L101 191V190H100V187H98ZM123 190H125V191L129 190L128 193L130 194V196H129L128 194H125V193H126L125 191H124L125 193L122 192ZM165 190H166V191H165ZM215 190L218 191V193H217ZM116 191L120 192L121 195H120L119 193H116ZM161 191H160V192H161ZM170 191H172V193H171ZM192 191H193V192H192ZM59 192H60V194H61V192L64 193V194H61V196H60V194H58ZM157 192H159V191H157ZM174 192H175V193H174ZM184 192H185V193H184ZM244 192H245V193H244ZM134 193L136 194V196H133ZM195 193H196V194H195ZM199 193H201V194H199ZM203 193H204V195H203ZM208 193H209V195L211 194L210 197H209ZM243 193H244V194H243ZM252 193H253V195H252ZM263 193H264V192H261V194H263ZM57 194H58L59 196H58ZM115 194H116V195H115ZM135 194H134V195H135ZM154 194H155V195H154ZM173 194H174V195H173ZM175 194H176V195H175ZM182 194H183V195H182ZM215 194H216V196H217L218 199H217L216 197H215V198L213 197ZM248 194H249V195H248ZM62 195H63L64 197H63ZM156 195L159 196V194H157L156 192H152V195H151V196H153L152 198L154 199V201H156L155 204H159V203H160V206H162V205L164 206V203L161 202V201H159V200H158L159 198H157ZM206 195H207L208 198H210V201H211V202H210L208 199H206V198H207V197H205ZM212 195H213V196H212ZM118 196H120L119 198H121V199H119V198H114V197H118ZM132 196L135 197V198H133ZM175 196H176V197H175ZM182 196H183V197H182ZM252 196H253V197H252ZM263 196H264V194H263ZM58 197H59V198H58ZM60 197H62V198L60 199ZM125 197H126V198H125ZM129 197H130V198H129ZM131 197H132L133 200L131 199ZM181 197L184 198L185 200L182 199ZM244 197H242V199H244ZM64 198H65V199H64ZM177 198H178L179 200L182 199V202H183V203H181ZM109 199H108V202H109ZM115 199H116V200H115ZM122 199H123L124 201H123ZM129 199H130V200H129ZM213 199H215L216 201H218L219 204H218L216 201H212ZM234 199H235V198H234ZM248 199H249V200H248ZM255 199H254V200H255ZM120 200H121V201H120ZM246 200H247V202H246ZM125 201H126V203H125ZM228 201H230V202H228ZM248 201H251V202L253 201V203H250V202H248ZM131 202H133V203L135 202V204L132 205V204H133V203H132V204L130 205ZM179 202H180V203H179ZM226 202H228V203H226ZM174 203H172V204H174ZM216 203H217V204H216ZM244 203H245V205H244ZM258 203H259V204H258ZM128 204H129V206H127ZM185 204H186V205H185ZM208 204H209V205H208ZM233 204H234V205H233ZM235 204H236V205H235ZM247 204H248V205H247ZM106 205L108 206V203H107ZM106 205H105V206H106ZM195 205H196V206H195ZM215 205H214V206H215ZM232 205H233V206H232ZM250 205H251L252 207H251ZM61 206H59V207L61 208ZM114 206L117 207V208H115ZM135 206H136V207H135ZM165 206H167V205H165ZM237 206H238V207H237ZM239 206H240V207H239ZM245 206H247V210H246V207H245ZM118 207H119V208L122 207V209H124V210H122L121 208H120V210H119ZM126 207H127L128 209H127ZM249 207H250V208H249ZM260 207L263 208V209H261ZM106 208H107V209H106ZM236 208H237V209H236ZM243 208H244V209H243ZM109 209H110V210H109ZM111 209H112V210H111ZM113 209H115V210H113ZM126 209H127V210H126ZM239 209H240L241 211H240ZM255 209H254V212L257 211V210H255ZM129 210H131V211H129ZM238 210H239V211H238ZM115 211H116V212H115ZM245 211H246V212H245ZM103 212H104V213H103ZM107 212H106V213H107ZM132 212H133V211H132ZM240 212H242V213H241L242 216H241V214H239L240 216L238 215V213H240ZM244 212H245V213H244ZM257 212H258V211H257ZM117 213H118L119 215H117ZM111 214H112V215H111ZM114 214H115V215H114ZM243 214H244V215H243ZM116 215H117V216H116ZM115 216H116V217H115ZM236 216H237V217H236ZM243 216H244V217H243ZM107 217H108V218H107ZM117 217H118L119 219H118ZM113 218H116V219L114 220ZM241 218H243V219H241ZM104 219H103V220H104ZM109 219H110V220H109ZM112 219H113V220H112ZM240 219H241V220H240ZM106 220H104V222H106ZM112 221H113V223H112ZM261 221H263V220H261ZM178 222L181 223L182 221H180V220H175L173 225H175V226L178 225ZM106 223H107V222H106ZM122 223H123V224H122ZM245 223H246V224H245ZM124 224H125V225H124ZM241 224H243V225H241ZM144 226H146V225H144ZM144 226H143V227H144ZM220 226H221V228H223V227H222V224H220ZM252 226H253L254 228H252ZM148 227H149V226L147 225L145 229L143 228V231H145V232L143 233V231H142V233L144 234L145 237H146V235H147L146 238H148V237L152 238V239L149 238V241L151 240V241H150L151 243H152L153 240H154L153 242H155V241L157 242V243H153V245H155V246H153L152 244H150L152 247H151V249H149V250H152V248L154 247L153 250H152V254H154V253H155L156 255L158 254V258L160 257L161 254L163 255V253H161V252L159 253V252H158V251H159L158 249H161V248H162V245H161V246H159L160 244L158 245V241H159L160 243L163 242V241H164V239H163L164 236L166 237V235H167L168 241L171 242L172 244H174V245L179 244V240H180V239H179V237H178L177 235L173 236L172 234H168V231H167V232L165 231V232H166V233H165L166 235H165V234H164V235H163V234L159 235L156 231H155V233H154V231H151V232L148 231V229L150 228V227H149V228H148ZM178 227H187V226H178ZM200 227H201V226H200ZM203 227H206V226H203ZM209 227H212V226H209ZM216 227H218V226H216ZM255 227H256V228H255ZM146 229H147V230H146ZM167 229H168V227L166 228V230H167ZM232 229H233V231H231ZM236 229H238V230H236ZM240 229H241V231H239ZM253 229H254V230H253ZM256 229H258L259 231L256 230ZM252 230H253V231H252ZM255 230H256V231H255ZM246 231H247V232H246ZM146 232H147V233H146ZM148 232H149V233H152V234H149ZM209 232H210V231H209ZM224 232H225V233H224ZM234 232H236V234H235ZM148 235H149V236H148ZM152 235H153V236H152ZM155 235H157V237H156ZM169 235H170V236H169ZM184 235H185V234H184ZM248 236L250 237V239H247ZM259 237H258V238H259ZM155 238H157V239L155 240ZM242 238H243V239H242ZM244 238H245V239H244ZM253 238H252V239H253ZM258 238H257V240L259 241V239H260L261 237H260L259 239H258ZM240 239L243 240L244 242H243V241H240ZM261 239L263 240V238H261ZM261 239H260V240H261ZM257 240H256V241H257ZM142 241H143V242H142ZM142 241H141V244H143V246H144L146 242H145L144 240H142ZM239 241H240V242H239ZM176 242H177V243H176ZM241 242L243 243V246L241 245V244H242ZM263 242H264V241H263ZM236 243H237V244H236ZM261 243H262V242H260V244H261ZM238 244H239V247H238ZM263 244H264V243H262V245H263ZM251 245H249V247H248L249 249L252 248V247H250ZM262 245H261V249H260V250H262V249L264 248V246L262 247ZM245 246L243 247V250H244V251L242 252V254L245 252V249H247V248H245ZM259 246H260V245H259ZM229 247H228L226 250H229V249H230V250L232 251L233 248L231 249V248H229ZM246 247H247V246H246ZM143 248H144V247H143ZM244 248H245V249H244ZM220 249H223V247L220 248ZM252 249H253V250H252ZM252 249H251L250 251L253 252L254 255H253V254H252V255H253V257H255V258H253L252 255H251L250 257H251L253 260L251 261L250 258H248L249 260H248V261H247V260L245 261L246 264H255L256 261H257L258 254H257L256 252H257V250H259V248H258V249H254V247H253ZM157 250H158V251H157ZM226 250H225V252H226ZM230 250L228 251L229 253H230ZM236 250H235V251H236ZM153 251H155V252L153 253ZM238 251H239V252H238ZM246 251H247V250H246ZM228 252H227V254H228V256H229V253H228ZM232 252H234V251H232ZM248 252H249V250H248ZM236 253H235V254H236ZM245 253H247V252H245ZM255 253L257 254V256H256ZM155 254H154V255H155ZM230 254H233L234 256H236L234 253H230ZM242 254H240V255H242ZM220 255H221V254H220ZM233 255H232V256H233ZM240 255H239V256H240ZM243 255H245V254H243ZM228 256H227V257H228ZM232 256L230 255L228 258H227V257L224 258L225 256L223 255V258L226 259V261H225L224 259H222V260H224L227 264H229L228 262H232L231 264H235L236 261L230 260ZM237 256H238V254H237ZM161 257H162V256H161ZM218 257H219V256H218ZM164 258H165V257H164ZM219 258L221 259V257H219ZM233 258H234V260H235V257H233ZM233 258H232V259H233ZM237 258H238V257H237ZM237 258H236V259H237ZM217 259H218V258H217ZM228 259H229V260H228ZM241 259L244 260V258H241ZM241 259H239L240 261H237V262H238L237 264H241ZM161 260L163 261V259H161ZM161 260H160V262L162 263ZM259 260L264 261V260L261 259V258H260ZM242 264H243V263H242ZM244 264H245V263H244ZM257 264H260V263H257Z\"/></svg>",
  "mask_w": 264,
  "mask_h": 264
}]
</instances>
